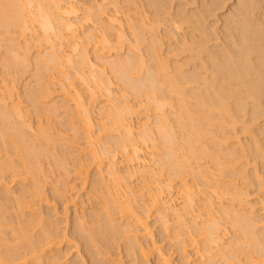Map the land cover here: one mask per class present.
Here are the masks:
<instances>
[{
	"label": "bare ground",
	"instance_id": "obj_1",
	"mask_svg": "<svg viewBox=\"0 0 264 264\" xmlns=\"http://www.w3.org/2000/svg\"><path fill=\"white\" fill-rule=\"evenodd\" d=\"M12 1H17V0H10L11 3H13ZM21 1L19 3H23L22 4L23 6L25 3V7H27L26 10L27 9L30 10L28 7L30 4H28V3H31L33 1L36 2L35 3V5L37 6V7L35 6L36 8L34 6L32 7L30 5L32 7V9L33 8L36 9V12L31 13V10H32L31 9L29 11V13L24 14L25 12H22V11L23 10L25 11V9L18 2H17L18 4H16L15 2L13 3V4H16V5H14L16 7H14L13 4L8 3V1H6V0H3L2 3L5 5H3V4L0 5V12H1L0 13V16H1L0 19H3L2 16L4 14V20L0 21V22H1V24L4 22L3 24H5V27H3L2 25L1 26L4 29L5 28L8 29V31L10 32L9 27L13 28L17 25L16 28H18V30H21L20 32L18 31L19 34H21L23 36L27 35L26 32H28L29 30L32 31L34 33V35L36 34L35 32H37L36 35H39L38 31H37L39 29H36L38 27L42 28L41 31L45 30L46 33L48 31H50L51 35L47 34L46 38L44 37V40L48 41V43L44 40L43 41L45 42V44L46 43L49 44V47L52 48V49L50 48L51 51L55 50V47L57 48V45L59 46L60 50L62 49L61 48L62 46L60 47V45H59V44H61V42H59L58 39L57 40L54 39L58 42L57 45H55L56 41L54 42V40H53V42H54L53 43L51 41L52 38H59L60 37V41H61V39L64 37V39H66V41L70 40L69 43L70 42L73 43L70 45V46H72L70 48L74 47L73 51L71 52V55L69 54L70 52L67 53L66 51H64V48L61 50V52H64V53H61L59 50V52H60L59 54L58 53H52V55H51V52H50V53H48L50 55H46V56H48V60L52 61L51 65L54 64L53 66L57 67L59 64L60 67H57V68H59L58 70H60L62 68L61 66L64 65L63 61L65 64L68 63V65H69V63H70L69 61L72 60L71 58H72V54H73L74 50L76 51V49L81 48L80 51L77 50V51H79L78 57L82 58L81 66H80L81 70L77 69V71L80 70L81 72L79 71L78 73L76 72L74 74L79 76V79H81V82L82 81L83 82H86V81L90 82V80L94 82L93 87H90L91 85H87L85 83V85L88 86V88H91V89L93 88V90L88 89L89 90L88 93L90 92L89 93L90 95H87L90 97V100H88V103L89 104H91V102L95 103L94 101L98 100V98L101 97L102 95H105L107 97V95H109L112 92L111 87H110V84H112V82H110L111 78L110 77L108 78L109 75H107V71L105 69L106 68L105 66H107V65H105V64L107 61V64L109 66V61H110V65H111V61L113 59V57H111V59H109L108 51L110 52V49H112V47L119 50V51L122 50L121 47L123 48V41L125 42L127 40V39L125 40V38L127 37L126 35L128 33V32L126 33V31H125L126 28H125V25L123 24L124 22H122V20H120L121 19L120 17H122V16L120 15V17H119V15L116 14V11L118 9L115 12L112 10L113 13H115V14H110L105 9V7H104V9L102 7L100 8V6L97 4H96L97 7H95V6L92 7L95 4L94 3L91 6L92 1H91V3L89 2L90 5L89 4L86 5L83 2V5L85 4L86 6H90L89 9L87 7L86 11L88 13L86 15L83 12L84 13L83 16L85 18L83 16H81V18L83 17V21L93 20L96 25L98 24L103 29V31L101 29V34H98V35H93L94 32L91 33L90 30L92 28L89 30L90 35L92 34V36H93L92 39L95 40L93 50L95 49L97 51V53H96L97 58H100V57L104 58L106 53H108V55L106 56V59L108 57L109 61H108V59L105 61V58H104L105 63L103 62L102 64H100V62H102V61H100L101 58L95 61V62L100 61L99 62L100 65H97L98 63L95 64V62H93L91 60L93 63L92 65L94 67L96 65V67L99 68V72H100V69L102 72L106 71L105 75L107 77L102 75V80H103L102 81L100 79L101 76L97 75L99 78H96V75L93 74L95 72V68H94V71H93V69H91V70L89 69V71H91V73L89 72L90 74L84 73L85 71L84 72L82 71L84 69V68H82V66L84 67V65H83L84 63L89 61L88 62L89 65H88V63H87V65L90 66V64H91L90 63L91 58L88 55L91 51L88 52L87 49L89 47L87 48V46L90 45L89 39H91L92 36L90 37V35H89L88 40H87V43H89V44L87 46H86V44H87L86 42H84L85 44L82 43L85 40H83L81 37H79V34L77 37V38H79L78 39L79 41L75 37H72V36H77V33L79 31L78 30L76 32V30L74 29V32H72V26L73 27L75 25L77 26V23H79L80 21L79 22H75V21L73 22V20L77 17L74 16L75 17L74 18V17L70 16V14L72 15V13H73V15L75 13H77V9H78L77 4H79V3H76V2H79L78 0H31L30 2H29V0H26V2H28L27 3L28 6H26V2L24 0H21ZM100 1H102V0H100ZM116 1L118 2L120 0H116ZM116 1H114V2H116ZM170 1L171 0H159V1L155 0V2H154L153 0H148L147 1L148 4L145 3L144 5H142L141 3H144L146 1L141 2L139 0L141 7L146 6V5L149 6V5L153 4V6H155V8H157V7L159 8V9H155V10H158L157 13L153 12L156 18L155 17L151 18V24L148 23L150 21H147L146 19H144V20H146L144 22V25H140L137 23L136 24L133 23V25H132L131 24L132 22L130 23L131 28H132V32L134 33L135 38L133 41H131V40H129V41H130V43L133 42L135 47H137L136 46L137 44L146 42V39H147L146 35L150 34L148 36V41L146 42L147 43L146 51H147V54L150 55L149 57H150V60L152 63L151 62L146 63V60H144L143 56H141L142 55L141 54L142 49H139L140 56L137 55L138 54L137 52H136V55H137L136 56L135 53L133 52L134 50L133 51L131 50V47H129L131 50L130 52L133 54H131L130 52L127 53L126 52L127 50H126L124 52L125 54L127 53L126 56L124 54L123 55L124 57H121L120 54L118 53L120 57H118V55H117L118 59L116 58L117 60L114 63L115 68L118 69L117 71L119 73L118 74L119 76L117 77V74H116V77L119 78V82L121 81L124 84L123 89H125V92H123V94H122V91H121V94L119 92L120 96L123 98V99L121 98L122 100L120 102L114 103L118 100H116L113 97V99H112L113 104L111 102H109V104L105 105L106 110H105V115H103V117L105 116L106 118L104 117L105 120L103 121L101 128H102V130L104 129V130L109 131V133L111 135V139H112V136H114V133L116 135V132H117V134L119 133V137L115 136L112 140L110 139L111 140L110 142L107 141L108 145H105V146H109V149L107 148L108 150L106 149V151H105L104 150L105 146H103L104 152L102 151V153L99 152L100 154H97L94 151L95 153L94 152H92V153L95 154L94 155L95 159L98 160L99 162L100 161L103 162L104 160L110 161L109 162L110 165H108V167H110L109 175L113 174L115 177V179H113V182H114V180H116L115 183H117V184L114 183V186H113V188L115 187L117 190L114 189L115 193L110 195L111 197H113L110 199L115 200V204L116 203H122V201H117L116 198L120 197L117 195L118 191H119V195H120V191H121V189H123V191H121V192H123V193H121L122 194L121 198H123L125 196L124 199H126V200L124 201V199H122L125 202V204H123V205L121 204V210H120V204H117L119 206V209L117 208V210L119 212L121 211V213L123 212L122 214L127 213L126 216L128 215L127 216L128 218L131 216L132 222H131V220H129L130 222L129 221L127 222V220H125L128 223V224L126 223L127 226L125 227L124 226L125 224L123 225V224H121V222H119L120 219H119V221L116 219L121 225L124 226V228H123V226L122 227L117 226L118 222L116 223V220H114V218H118V217H112L113 211L108 212L107 209H110V208L105 207L104 213H106L107 215H105L106 218H102L105 221V224H104L105 226L102 225V223H100L101 225L98 224L99 226H97V227L101 226V228L100 229L98 228L99 232L98 231L97 232L99 233V236H100V234L102 235V236H100L101 240L102 239L104 240L105 238L107 239L108 234L111 235V237L113 239H114V237L119 236L121 239H123L122 241H125L126 240L125 238L129 237L130 239L128 238L129 239L128 244H125V246L128 245L127 248L129 250H127V248H126V250L128 252L130 251L129 254H131V256H134V258H133L134 260L137 258L140 259L142 261L141 264H222V263H225V264H246L247 263V264H249V262H250V264H256V262H258V264H259L260 260H257V259L261 258V257H259L260 254H262L261 256L264 255L263 254L264 253V225H261L262 222H264V221H263V218H261V217L258 218V216H260V214L255 215L257 212L255 210H252L255 208V206L252 204L253 202L251 203V201H250V197H253V196L249 193V191H250L249 189L252 190V184L251 183H253L254 185L257 184L255 187L253 185V188L256 189V187L258 186V188H257L258 191L255 189H254V191L252 190V192L253 193L255 192V194H256L257 192H260V189H261L260 193H262L263 187H264V177H263L264 175L260 176V174L261 175L263 174L260 172L264 171V0H182V1L177 0L178 2L181 1V3L176 4V3H178V2H176L175 3L176 5H174V7H173V11H169V8H170V10H172V7H169L170 5H172V4H169V3H171ZM4 2H7V3H4ZM129 2H131L130 4L128 3V5L130 7L131 4H134L136 1L130 0ZM139 2L137 4H139ZM87 3H88V1H87ZM154 3H156V5ZM167 3L169 4V6L167 5ZM6 4H8L7 6L9 8V11L7 9ZM102 4H103V2H102ZM102 4H101V6H102ZM137 4H136V6H137ZM3 6H5V7H3ZM10 6H13L14 9H13V7H12V9H10L11 8ZM79 7H81V6L79 5ZM121 7H122V9H125V8H123V6H121ZM130 9H132V8H130ZM145 9H146V14L145 13L143 14V18L149 17L148 20H150V17H152L154 15H153V13H150L151 12L150 9L149 10H147V8H145ZM160 9H161L162 13H166V14H164V16L166 15L165 17L164 16L162 17L163 14L161 12H160L161 14H159ZM33 10H32V12H33ZM82 10H80V11L82 12ZM119 11L121 12L123 10H119ZM129 11H127L128 12L127 15H131V17H132V14H130ZM152 11H154V9ZM147 13L151 14L152 16H150V15L148 16ZM124 14H126V13H124ZM68 15L72 18V20L70 19V21H69V19L67 18ZM78 15H82V14H78ZM135 16H137V18H138L139 17L138 13H136ZM212 16L214 17V19L213 18L209 19ZM65 18L67 20H65ZM122 19H124V18H122ZM135 20L137 21V19H135ZM80 23L78 25H80ZM114 23H117V25H115ZM145 23H148V24H145ZM160 23H164L165 27L161 26ZM58 24H60L59 26H62V28L68 30L67 32H69L71 29V32H70L71 35H69V36H71L72 39L65 37V35L67 33L66 32L62 33L63 29L61 27L58 28L57 27ZM130 24L127 26H130ZM148 25H149V28L146 29V26L148 27ZM19 27H20V29H19ZM89 27H90V25H89ZM60 28L62 31L61 33H60V31L59 32L57 31V29L60 30ZM94 28H96V30L98 29L97 27H94ZM113 28H115V29L117 28L116 29L117 39L115 37L114 38L115 40L112 39V37H111V36H113L112 35ZM6 29H5V31H6ZM93 29H92V31H94ZM81 30H82V28H81ZM8 31H6L7 35H5L6 40H7L9 35L13 34V33L8 34ZM6 32H5V34H6ZM11 32H12V29H11ZM16 32H14L15 36L18 35V34H16ZM32 32H30V33L32 34ZM42 32H44V31H42ZM0 33H2V32L0 31ZM39 33H40V31H39ZM133 33H132V35H133ZM86 34H89V32L84 33V35H86ZM21 35H18V38H17L18 40H19V37H21ZM44 35H46V34H44ZM12 36H14V35H12ZM15 36L12 39H15ZM67 37H68V35H67ZM5 38H4V40H5ZM9 38H11V37H9ZM38 38L41 42V40H42V39H40L41 36L40 37L38 36ZM64 39H62V41ZM2 40H3V37H2ZM9 40H11V39H9ZM80 40H82V41L80 42ZM15 41H17V40H15ZM24 41H25V39H24ZM43 41L41 43H43ZM66 41H63V42L66 43ZM211 41H212V43L210 45L209 43ZM12 42H10L11 45H12ZM21 42L23 43V40ZM113 42H115V43H113ZM15 43L19 44V41L15 42ZM24 43H26L25 45L28 48V46L30 45V42L28 41V42H24ZM36 43H37V40H36ZM69 43H67V44H69ZM16 44H15V46H16ZM50 44H51V46H50ZM80 44H83L86 47H84V46L81 47L82 45H80ZM44 45H42V46H44ZM64 45L65 44H63V46ZM166 45H167V47L165 49ZM10 46H8V47H10ZM24 46L21 49V51L26 47V46L25 47ZM42 46H41V48H42ZM16 47H18L17 51L19 53V46L17 45ZM45 47H46V45H45ZM135 47L133 46V49H135ZM12 48H13L12 51L16 50V49H14L15 48L14 45ZM41 48H40V51H41ZM44 48H42L43 49V56L45 55L44 52L47 54V52H46L47 48H45V51H44ZM59 48H57V51ZM85 48H87V49H85ZM126 48L128 49V47H125V49ZM137 48H139V46ZM50 49L48 51H50ZM163 49L165 51H163V53H162L161 51ZM27 50L29 52V49H27ZM8 51L9 50L7 49V52ZM21 51H20V53H21ZM57 51L55 50L54 52H57ZM143 51H144V49H143ZM18 53L15 52L14 55L18 54ZM22 53H23V51H22ZM24 53L27 56V52H25V49H24ZM8 55H10V54H8ZM25 55H23V54L21 55V58H20L21 63H19L17 58L20 56V54H19V56L16 55V57H17L16 59L11 54L10 55V63L11 64H7L9 62V61H7V63H3V66H5V64H6V67H7V65L9 66V65L14 64L15 68H16V67H18V66H16V64L18 65V63H19V65L20 64L22 65L25 62L27 63L26 59L30 55H29V53H28L29 56L26 57ZM73 55L76 56L77 54H73ZM98 55L100 57H98ZM46 56H44L43 58H45ZM75 56H73V57H75ZM146 56L144 54L145 59L146 58L148 59V56L147 57ZM171 56H174V57L177 56L178 57L177 59L173 60V62L175 61V63H173V64H169V62H171L169 60V58ZM11 57H12V59H11ZM25 57H26V59H25ZM49 57H50V59H49ZM78 57L76 56V58H78ZM179 57H181V58L179 59ZM6 58H9V57L7 56ZM6 58H5V60H6ZM40 58H42L41 55H40ZM27 60L30 61V59H27ZM35 60H36L35 64L39 65L38 69L36 67L35 68L40 73H41V71H40L41 68H42L41 69L42 72L46 71V70H43L45 68L44 63L41 64V63L37 62V61L42 62L41 61L42 59L39 60V57H38V58H35ZM46 60L47 59H45V61ZM73 60H74V58H73ZM73 60L71 61V63H73ZM82 62H83V64H82ZM48 63H50V62H48ZM55 63H57L56 66H55ZM45 64H47V63H45ZM145 64H146V67H145ZM147 64H149V65H147ZM41 65L42 66L44 65V66L42 67ZM70 65H74V64H70ZM70 65H69V67H70ZM92 65H91V68H93ZM101 65H103V66L105 65L104 68ZM47 66L50 67V65H48V64H47ZM86 66H85V68H86ZM88 66H87V68H88ZM49 67H47V68H49ZM63 67H65V66H63ZM112 67L113 66H111V68ZM50 68L53 69L52 66ZM57 68H55V69L57 70ZM65 68H67V65ZM77 68H79V67H77ZM87 68H86V70H88ZM109 68L110 67H108V69ZM115 68L113 67L112 69L115 70ZM8 69H10V68H8ZM18 69L20 70L19 67H18ZM52 69H48V71H50V70L53 71L54 69L53 70ZM145 69H146V71H145ZM11 70H14V69H11ZM19 70H17V71H19ZM21 70H23V69H21ZM21 70H20V72H21ZM36 71H35V73H36ZM60 71H62V69ZM10 72H12V71H10ZM39 72H38V74H39ZM63 72H64V70H63ZM71 72H73V71H71ZM74 72H75V70H74ZM46 73H47V71H46ZM46 73H44V75ZM51 73H53V72H51ZM60 73L61 72H59V74H57V75H60ZM66 73H69V72L66 71ZM14 74H17V73L14 72ZM41 74L43 75V73H41ZM65 74H63V76ZM85 74H87L88 76ZM101 74L102 73L100 72V75ZM57 75L50 77V74H49V77H50V78H48L49 81H50V79L51 80L58 79L59 76H57ZM38 76H40V75H38ZM103 76H104V79H103ZM46 77H47V75H46ZM46 77H45V79H46ZM67 77H68V74H67ZM67 77L65 76L64 78H67ZM69 77L71 79V77H73V76H69ZM75 77L76 76H74V78H72V79H74V81H75ZM106 78L108 80L110 79V81H107ZM4 80L7 81L6 79H3V81ZM37 80H41V79L37 78ZM58 80L60 81V79H58ZM49 81H48V85H49ZM70 81H71V83L69 82V85H68L69 88L67 90H64L63 93L67 91L68 94H70L72 97H74L75 105H76V106L74 105V107H76L77 110H76V113L73 110L70 111V113H69L70 116L68 117L67 112L70 109H66V110H68L66 112L67 117H65L64 120L69 118L70 121H69V119L66 121H68V125L70 123L71 125H69V126H73L72 128L74 129V127H76L75 125L79 124V123H75L77 117L73 116V112L75 114L83 117V118L81 117L83 123L85 124V126H83V130H84L83 133H86V134H84L86 137L85 138L83 137V139L84 140L87 139V143H88L87 145L91 147V151H92V149H95V146H94V144L96 143L95 141L98 140L97 135H93L94 132H93V134L91 133V130L93 129L92 127L94 125L91 121V118H93V117L90 116V112H92L93 109H91L92 111H90V108H92V107L89 108L88 103H86L87 100L83 98L85 96V94L83 96V94L81 93L82 91H80L81 89L78 90V87H76L74 81L73 82H72V80H70ZM7 82H3V83H5V85H7V87H5L4 84L1 85V87L3 86V88H6L3 90V92H5V91L10 92V93H8L9 97H10V94L12 95L11 90L14 88L12 85L11 86L12 89H11V87H9L10 84L8 85ZM38 82L39 81H37V83ZM62 82H58V83H62ZM104 82H108V83L104 84ZM41 83H42V81H41ZM45 83L47 84V82H45ZM50 83L52 85L54 84V83H52V81ZM64 83H65V81L62 84H64ZM38 84H40V82ZM55 84H57V83H55ZM65 86L63 85V87L66 89L67 86L66 87ZM120 86L121 85L119 84V88H120ZM43 87L45 88V85L44 86L42 85V88ZM7 88H9V89H7ZM44 88H43V90L45 92L39 91V92H42V94L40 93L42 96V99H46V98L48 99V97L51 94H53V95L55 94L54 93L56 91L55 89L50 88L51 90L49 91V90H47V88H45V89ZM120 89H122V88H120ZM8 90H10V91H8ZM46 90H47V92H46ZM53 90H55V91L53 92ZM130 90L136 91V92H133L135 94H138L137 92H139L140 95L142 94V96L145 97V101H143L141 99L143 101L144 105H141L142 101L140 102L139 106H136L138 104H135V103L133 104L134 101H131V99H130V97L132 98V96L129 95L130 94L129 92H132ZM32 91H35V89H33ZM51 91H52V93H51ZM29 92L31 93V90H29ZM39 92L37 94H39ZM43 92L46 94H44ZM34 94H36V93L34 92ZM34 94H32L33 95L32 99H34V102H36L35 99H37L39 97H38V95L36 96ZM68 94L66 93L65 95L67 96ZM119 94H117V95L119 96ZM1 96H0V122L3 124L2 125L3 130L1 131L2 132V136H1L2 141L0 142V179L2 178L1 180H3V178H5V177L9 178L10 175L8 176V174H11V176L14 178L13 180H15V181H17V179H18V181H20L19 178L21 179V184L18 185L19 183H17V185L20 186L19 188L21 189V190H19V188H18V190L21 192H20V194H18L19 191L16 190L15 193H17V191H18V193H17L18 195L16 194L15 196H18V197H16V199L14 198L15 202H16L15 203L16 206H14V207H17L19 209H18V211L15 209L13 211H17L18 214H15V215H17V217L19 216V218L20 217L24 218L25 212L22 214L21 211H23L24 209H28V208H30L28 210L32 211L33 210L32 207L36 206L35 205V200H36L35 198L37 196H39L38 199L41 198L43 196L42 192H44V187H43V185H41L42 183L39 182L41 178L38 176V179L40 178L39 181L36 180L37 178L34 179L35 177H33V176L35 173L33 174L32 170H31V172H32L33 176L31 177V179L32 178L33 179L32 180L30 179L31 181H33L30 183L32 185L30 186L29 184L26 183L27 175L28 174L30 175L29 169L34 170V166L40 160V159L38 160V158L43 157V155L42 156L40 155L41 152H43L42 150H44L45 152L48 151L47 150L48 147L46 148V146L45 147L42 146L43 147L42 148L39 145L37 147H41L42 149L41 148L36 149L37 148L36 144L40 143V141L35 143L33 141L34 138H32V137L37 138L35 135H37L38 131H39V134L41 131V132H43L42 135H44V131L49 130L47 132H51L52 129H51V126L47 123H44L45 128H44V126L40 127V125L39 126L37 125L38 126L37 127L35 125L36 129H38L37 133L33 134L34 136L31 135L32 132L35 131V129H33L31 126V129H33L34 131H31L30 133H29V130L28 131L24 130L26 128L25 122L28 118H26L25 117L26 115L21 112L22 106L20 107V110H19L20 105L19 104H18L19 106L16 105V103H18V102H15V103L13 102L14 103L13 105H16L15 109L13 108V105H12L13 110H11V111L12 112L14 111L13 112L14 115L12 112H10L11 113L10 114L8 112L10 110V108L9 107H8L9 109L5 108L6 105H8V104L5 105V102H7L6 99H7L8 95H6V99H5V95H3L2 97ZM34 96H36V98ZM41 96H40V98H41ZM52 97H49V98H52ZM68 97H69V95H68ZM110 97H108V98H110ZM188 97L189 98L193 97L195 99V101H193L194 103L193 102H190V103L187 102L189 100ZM193 98H190V100ZM4 99H5V102L3 101ZM114 99L116 101H114ZM133 100H134V98H133ZM2 101L4 103H2ZM60 101H61V99H60ZM89 101H91V102H89ZM38 102L40 103V99L38 100ZM59 102H57V104ZM61 102H60V104H61ZM55 103H54V105H56ZM3 104L5 105V106H3L4 110L2 109ZM66 105H65V107H66ZM93 105H91V106H93ZM59 106L60 105H58V107ZM61 106H64V103ZM69 106H70V104H69ZM167 106L169 108L173 107V109H175L174 113L177 115L176 116L177 121L176 120H173V121H176L177 122V123L175 122L176 124L171 122V120L169 119V117L167 115L168 113H166L167 112L166 111ZM16 107H18V108H16ZM35 107H36V105H35ZM6 109L8 111H6ZM54 109H55V107H54ZM71 109H73V108L71 107ZM49 110L51 111V109H49ZM100 111L101 110H99V112ZM144 111L148 112V114H146V112H144ZM150 111L155 112L154 115L156 114L155 115L156 120L154 119L155 123L153 122V124H155L154 126H151L153 124H150V125L148 124L149 121L147 120V117L151 116V115L149 116ZM7 112H8V114H7ZM142 112H144L146 115L144 116L143 115L144 113H142ZM169 113H171V111ZM174 113H172V114H174ZM23 114L25 117L24 120H23V116H22ZM102 114H104V112H102ZM173 117H172V119H173ZM48 118L50 119V117H48ZM78 118H80V117H78ZM134 118L136 119V121H137V118L140 119L142 125L137 122L139 124V126H137L138 124L136 125L135 124L136 122L135 123L133 122ZM170 118H171V116H170ZM83 119H85V121ZM145 119L147 122L145 121ZM151 119H152V117H151ZM151 119H149V120H151ZM45 120H47V119H45ZM28 121H29V119H28ZM48 121L50 123V120H48ZM1 123H0V126H1ZM39 123H41V121ZM39 123H37V124H39ZM46 124L48 126H46ZM80 124H81V122H80ZM174 124L177 127H175ZM178 124H179V127L181 126L182 129H185L188 127L187 128L188 131L185 130V132H186V134H184L185 137H182V138H181V136L178 137V139H180V141L182 139L185 140L184 142L182 140V142L185 143L184 144L185 148H182V149H185V151L181 149L180 151H183V153H181V154L176 151V149H175L176 147H174V144L173 145L171 144L173 141L175 143L177 140L176 139V136H177L176 133H178L179 130L178 131H177V129L175 130L174 127L178 128ZM30 125H31V123H30ZM65 125H67V124H65ZM140 125L143 128H140ZM28 126H29V123H28ZM35 126H33V127H35ZM49 126H50V128L46 129V127H49ZM136 127L137 128L139 127L138 129H140L141 131L137 130L138 131L137 132L135 129ZM27 128H29V127H27ZM42 128H44V129H42ZM68 128H70V127H68ZM181 128H178V129H180V131H181ZM76 129H77V127H76ZM42 130H44V131H42ZM71 131H73V130H71ZM74 131H76V130H74ZM175 131H176V133H175ZM157 132H158V134L161 133L165 137L164 139L167 141V143L171 144V146H167L166 149L163 148L164 151L165 150L166 151L163 152V154H162L163 156L161 155L163 157V159L160 160V162H159V164L161 163L160 166L157 165L158 167H156V166L153 167V164L151 165V161L154 159L155 155L158 156V158H159V155H157V154H160L159 152L162 151V150L157 151L158 153L154 154L156 152V151H154V149L157 150L156 148H160V147H157L158 144L155 143V141L157 139L159 140V138H158L159 135L157 134ZM240 132H244L246 134V137L243 136L244 139L241 138L244 141V143L239 138L242 134V133L239 134ZM27 133L30 134L31 136H28ZM80 133H82V132H80ZM182 133H184V130H183V132L181 131L180 134H182ZM51 134L53 135V133H51ZM155 134L158 135V136L156 135L157 136L156 139L154 138ZM238 135H240V136H238ZM45 136L46 135H44V141L46 138H50V140H52V138H53V137H49L50 135L46 136V137ZM94 136L96 138H94ZM76 137H78V136H76ZM41 138L43 139V137H41ZM74 138H75V136H74ZM100 138L102 139V137H100ZM100 138H99V140H100ZM106 138H108V137H106ZM106 138H104V139H106ZM234 138L235 139L237 138L238 140L237 139L236 140L241 143L239 146V143L236 141L237 145L239 146L238 148H237V145H235L236 143L234 141H230L231 139L235 140ZM55 139H56L55 141H57V139H61V138H55ZM46 140L48 141L49 139H46ZM78 140H79V138H78ZM99 140L97 141V143L100 142ZM158 140H157V142H158ZM162 140H163V138H162ZM246 140H248V142L245 144ZM36 141H37V139H36ZM75 141H77L76 138H75ZM65 142H64V146H65ZM229 142H231V143H229ZM53 143H54V141L52 142L51 146L58 144L56 142L54 144ZM67 143L68 142H66V144ZM80 143L78 142V144H80ZM176 143H178V142H176ZM61 144H63V143H61ZM163 144H164V142H163ZM163 144H162V146H163ZM223 144H225V146ZM60 145H59V147H60ZM75 145H77L76 142H75ZM102 145H103V143H102ZM184 145L182 144L181 147H183ZM70 146H72V145H70ZM86 146H85V148L87 149L88 146L87 147ZM99 146H100V144H99ZM181 147H179V148H181ZM49 148H50V146H49ZM55 148H57V147H55ZM55 148H54V150H55ZM71 148H74V147H71ZM75 148H76V146H75ZM80 148H82V147H80ZM85 148H84V150H86ZM148 148H150L153 151L149 153ZM177 148H178V146H177ZM62 149H63V147H62ZM97 149H99V148H97ZM239 149H241V150L239 151ZM50 150H49V152L52 154L53 151H50ZM99 150H101V149H99ZM241 151H244V154H242V153L240 154ZM45 152H43L44 157H47L48 155L45 156V154L47 152L46 153ZM237 152L239 154H237ZM63 153H65V152H63ZM92 153H90V154H92ZM120 153L124 156V158H122L120 160V163L121 162H122V164H123V162L125 163V165L123 164L124 170H121L120 167H122V166H120V165H119L120 167L118 166V164H119L118 159H120L118 154H120ZM63 155H65V154H63ZM4 156H5V158H4ZM12 156H14V157L12 158ZM17 156H18V158H20L19 161L14 159V158L17 159ZM242 156H244V157L242 158ZM250 156L253 158L254 161L258 160L260 162L262 167L260 166V164H258V163H256V164L259 165L261 167V169H263V170H260L259 169L260 167L256 166V168H254V170H251V171H253V172H251L252 175L247 174V172L243 173V171H245L243 169L244 168L246 169V166H245L246 163H247V165H249L248 163H250V162L252 163V161H253V160H250ZM245 157H246V159H245ZM22 158H24L25 160ZM53 160H54V162H56L57 158H56V160H55V158ZM154 160L158 161L156 159H154ZM192 160L193 161L195 160L194 162H196L197 166L193 165L194 163H192L193 162ZM244 160H246V161L243 164ZM248 160H250V162ZM14 161L19 163L17 165L18 169L14 166V165H16V163H14ZM21 161H22V163H20ZM60 161H61V159H60ZM75 161H77V160H75ZM98 161H97V164H99ZM108 161H107V163H108ZM80 162L78 161V164H73L74 165L73 170L76 173L75 178L77 176L79 179L80 178L83 179L84 173L87 170V169L85 170V168L87 166H84V164H82V162L81 163ZM33 163L35 165H33ZM20 164L24 165V166L28 165L27 167H25L27 169L25 170L24 166H22V168L24 170L23 171L21 168H19L21 166ZM65 164H66V166H68L66 162H65ZM40 165L41 164L38 162L37 166H35V170H36L37 174H40V172H41L42 167ZM100 165L101 164H99L98 167ZM102 165H104V164H102ZM66 166L63 165L64 170L66 173H69V168H67ZM151 166L153 168H155V167L156 168L152 169ZM243 166H245V167H243ZM59 168L62 169V167H59ZM105 169H107V168H105ZM251 169H252V167H251ZM100 170L102 171V168ZM165 170H169L168 171L170 173L169 176L166 175V177H164V173H165L164 171ZM256 170H257V172H255ZM258 171L260 174L258 173ZM47 173L49 174L50 171ZM254 173H256V174L258 173L259 175L257 174V177H256L255 176L256 174H254ZM37 174H35V176ZM101 174H103V173H101ZM166 174H167V172H166ZM191 174L195 175L192 177L193 179H189L187 177ZM243 174H246V175L243 176ZM49 175H51V173ZM113 175H111V177ZM137 176H139V179H141L140 183L138 181L134 182L133 181L134 178L132 179V177L136 178ZM242 176L245 179H247V178L250 179L253 176V179H250L249 181L246 180V182L248 181V183L245 182L246 184L245 183L241 184V182H240L241 187L246 185V187H243L245 189L241 188L240 185L237 184V182L239 183V181H240V180L238 181V178L242 179V181L243 180L245 181V179L241 178ZM44 178H45V175H44ZM177 178L180 179V181H178ZM254 178H255V181H254ZM79 179H77V180H79ZM103 179H101V180H103ZM22 180H24V181H22ZM175 181H176V183H178L177 185H176ZM24 182L27 185H29L31 188L29 186H27ZM5 183H7V182H5ZM98 184H100V183H98ZM247 184H251L250 185L251 188H249V186ZM101 185H103V183H101ZM44 186H45V184H44ZM98 186H96V187H98ZM41 187L43 188L42 189L43 191L41 190ZM72 187H73V185H72ZM117 187L119 188V190ZM106 188H107V186H106ZM95 190H97L96 192L101 191L100 189H95ZM95 190L93 189L94 192H95ZM98 190H100V191H98ZM105 190L106 191L110 190V187L105 189ZM116 191H117V193H116ZM64 192H65V190L63 191V193ZM96 192L94 194H96ZM108 192H106V193H108ZM91 193H93V192H91ZM111 193H113V192H109L108 194H111ZM64 194H65V196H67L66 193H64ZM64 194H62V195H64ZM104 194H105V192H104ZM11 195H12V192H11ZM97 195H98V197L96 195H95V197L98 199L100 197V195L99 194H97ZM8 196H10V195H8ZM4 197L5 196H3V198ZM114 197H115V199H114ZM258 197L259 196H257L256 198H258ZM263 197H264V195L261 198H263ZM102 198H100V199H102ZM106 198H107V196H105V200H106ZM217 198L220 200H218ZM225 198H228V201ZM256 198H255V200H257L258 202H259V200H261L260 198H258V199H256ZM6 199H9L8 201L12 202L13 197L12 198L6 197ZM138 199H139V202H138ZM92 200H94V199H92ZM74 201L76 202V200H74ZM111 201H110V203H111ZM263 201H264V198H263ZM4 202H5V200L3 199V203L2 202L1 203L4 205L5 204ZM98 202H100V201H98ZM105 202H107V201H104V203L103 202L100 203L101 205L103 204L101 210H103ZM108 202H107L106 206L112 205V204H108ZM136 202L137 203L141 202V204L137 206V204H135ZM1 203H0V205L2 207H4ZM7 203L8 202H6V204ZM64 203H66V202L64 201ZM112 203H113V207H115L116 205H114V202H112ZM262 203L263 202H261L260 204H262ZM8 204L5 206H8ZM67 204H66V206H67ZM98 204H97V206H98ZM11 206L12 205H9L8 208H10ZM263 207L264 206H262V208ZM152 208H156V209H158V211L160 213H162V214H159V216H161V215L162 216L160 218L159 217L158 218H159V220L161 219V221L163 223V225L161 227H163L164 230L166 231L165 235L168 234L167 233V231H168L167 229H169L168 226L170 225V223H172L170 221L172 219H174V218H170L171 216H168L169 212L171 211V212L176 214V218L173 221L178 223V225H177L178 227L176 228L177 230L174 229L176 231L172 234V236L176 240H178V243L181 244V246H179V248L181 247L180 249L176 248V250L179 251L178 253H181V254H179V255H181L180 257H179V255L176 256L177 257L176 259H178V258L180 259V260L178 259L179 261L177 260V262L175 261V259L172 256V254H173V253H171L173 251L172 248H171V251H169V250L166 251L165 248L163 247L164 245L161 246L160 245L161 243L159 244L158 243L159 241H156V239H154L152 236V230H151L152 228L150 225L151 222L149 224V221H148L149 216L147 214H145V213H147V211L149 209H150L149 210V212H150ZM257 208H259V207H257ZM257 208H256V210H257ZM34 209H35V207H34ZM97 209L100 213L101 210H99L98 207H97ZM1 210L4 211L5 209L3 210L1 208ZM110 210H112V209H110ZM7 211H8V209H7ZM37 211H34L33 213L35 214ZM253 211H255V213ZM19 212H21V213H19ZM101 212H103V211H101ZM156 212H157V210H156ZM263 212H264V210H263ZM30 213H28V215ZM114 214L113 215L116 216V212ZM22 215H24V216H22ZM28 215L25 216L26 219L21 218L22 220H20L19 218L16 220L17 217L13 216L16 220V221L15 220L14 221L19 222V224L16 223L17 225L16 224L15 225H9L10 227L13 226V227H11L12 229H9V226H4L6 228H3V226H2L3 224H5V225L9 224V221L11 218L9 219V221L8 220L6 221V219L4 220L0 216L1 217V220H0V264H24L25 262H27V260L30 259L28 255H30V257L33 256L37 260V261L35 260L37 262L35 264H43L45 262H43L44 261L43 259L40 260L41 257L43 256L41 252H43L45 250L46 246L48 247L51 244H53V242H54V244H56L55 241L52 239L53 234H51L52 233L51 231H49V232H48V230L42 231L43 230L42 229L41 230L42 232L37 233L36 235H34L32 233V231L34 229L33 227L36 225H34V222L32 220L33 214L31 216L29 215L32 219L29 218ZM33 216H37V213ZM95 216H97V215H95ZM105 216H103V217H105ZM120 216H123V215L120 214ZM37 218L36 219L34 218V220H37ZM41 218H42V216H41ZM83 218H84V216H83ZM98 218H99V216H98ZM228 218L231 219L230 221L235 225L234 228H237V231H238L237 235H233L235 238H233V236L231 235L233 240L231 238L232 241H230L229 243L227 242V241H229V240H227L228 238L226 239V232L227 233L229 232L228 227H231V226H227L226 232L223 229L225 227L224 224H226L227 222H230L229 220H227ZM260 218L262 221H261V224L258 225V223L260 222V220H259ZM124 219H127V218H124ZM2 220H4V221L2 222ZM77 220H78V218H77ZM233 220H234V222H233ZM81 221H82V219H81ZM86 222L87 221H85V224H86ZM92 222H93V220H92ZM14 223L12 221V224H14ZM79 223L81 224V222H79ZM90 223H91V221H90ZM176 223H175V226H176ZM227 225H229V223ZM234 225H232V226H234ZM14 226H17V227H14ZM49 226H50V224H49ZM83 226H85V225H83ZM47 227H48V225H47ZM57 227L58 226L55 225V229ZM185 227H188L191 229L193 227L197 228L196 229L197 232L200 233L198 235L200 236V238L201 237L202 238L197 239V238L193 237V234H194V232L196 233V230L194 231L193 230L194 228L192 230H188V228H185ZM7 228L12 232V238L15 236L17 238L16 241L20 240L18 244H16V245L14 244V246L12 243H10V245H9V243L5 244V242H7L8 238H9L8 233H10V231H8ZM31 228H32V231H31ZM48 228H51V227H48ZM4 229H5L6 233L8 231L7 237H6V234L4 233ZM44 229H47V228H44ZM78 229H80V228H78ZM86 229H88V227ZM86 229L84 230V228H83L84 231H87ZM186 229L188 230V232L191 231L190 234L192 236H190L189 233L186 232L187 231ZM164 230H162V232H164ZM170 231H171V229H170ZM192 231H193V234H192ZM237 231H234V232H237ZM37 232H38V230H37ZM55 232L57 233V234L55 233L56 236H58V232L56 230H55ZM89 232H90V230H89ZM92 232H94L93 229H92ZM97 232L95 230L94 234ZM13 233H14V236H13ZM127 234L129 236L124 238L123 235H127ZM96 235H95V237L97 239L98 236H96ZM169 235H170V232H169ZM172 236H170V237H172ZM92 237L94 238V236H91V238ZM102 237H105V238H102ZM53 238H55V236ZM88 238H89V236H88ZM141 238H144L145 241H141L140 240ZM85 239H87V238H85ZM96 239L94 238L93 240H96ZM98 239H99V237H98ZM166 239H168V238H166ZM4 240H5V242L3 243ZM198 240L202 241L203 245H202V247H200V249L201 248H203V249L201 252L199 251V249H198V251L195 249L196 250L195 252H197L198 254L200 252V254L199 255L197 254L199 256V259L197 258V260H194L195 259L193 256L194 254L192 253L193 255H191V253L189 252V248H190V246L192 248L193 247L196 248V243ZM110 241H112V240H110ZM9 242H12L10 240V238H9ZM126 242H127V240H126ZM59 243H61V242L59 241ZM94 243H97V242L94 241ZM102 243H100V244H102ZM199 243H197V244H199ZM4 244L7 245V247H5ZM11 244H12V247H11ZM225 245L229 246L228 249H230V250H227L228 252L224 251V249L226 250V248H227V246H225ZM53 246H55V245H53ZM57 246H58V244H57ZM95 246H97V245H95ZM59 247H60V245H59ZM220 247H222V248L226 247L224 249L221 248V252L224 251L227 254V255H225V253L223 252L224 256H222L223 254L221 255L222 259L223 258L225 259V260H223L224 262H222L218 259V255L220 253ZM245 247H247V248H245ZM217 248H219V249H217ZM243 248H245L246 252H245V250L244 251L242 250ZM19 249H24V251L19 252ZM110 249H111V247H110ZM108 250L109 249L107 247V251ZM176 250H175V252H177ZM250 250H251V252L253 251V253L249 254ZM254 250H256L258 252L257 258L254 257V255H253V254H255L254 252H256ZM20 251H22V250H20ZM39 251H41V252H39ZM38 252L41 253L42 256H40V254L38 255ZM65 252H63V253H65ZM191 252H194V251H191ZM202 252H204V253H202ZM106 253H103V254L108 255ZM108 253H110V252L108 251ZM20 254H22V256H17ZM53 254H55V253H53ZM65 254H67V253H65ZM240 254H243V255H240ZM95 255H94V257H95ZM255 255H257V254H255ZM49 256H51V255H49ZM56 256H57V254H55V260H53L54 263H53L52 259H50L52 261V262L50 261L51 263L58 264L59 259L57 260ZM221 256H220V259H221ZM241 256L246 257V259L241 258ZM33 257H31V258L33 259ZM92 257H90V258L93 259ZM174 257H175V255H174ZM195 257H196V253H195ZM44 258H45V256H44ZM49 258H51V257H49ZM107 258H109V257H107ZM112 258H111V260L109 259L112 264H120L118 260L115 261L113 259L115 261V262H113ZM53 259H54V257H53ZM253 259L256 262H254ZM65 260H67V259H65ZM103 260H105V259H103ZM121 260L122 259L120 257V261ZM244 260L245 261L250 260V261L245 263ZM55 261H56V263H55ZM62 261H60L61 264H62ZM95 261H97V259ZM98 261H99V259H98ZM107 261L108 260H106L105 262H107ZM60 262H59V264H60ZM84 262L86 263L85 260H84ZM122 262H123V260H122ZM33 264H34V262H33ZM63 264H65V263L63 262ZM66 264H68V263H66ZM72 264H74V263H72ZM93 264H96V263H93ZM104 264H106V263H104ZM131 264H133V263H131ZM260 264H264V258H263V262H261Z\"/></svg>",
	"mask_w": 264,
	"mask_h": 264
},
{
	"label": "rangeland",
	"instance_id": "obj_2",
	"mask_svg": "<svg viewBox=\"0 0 264 264\" xmlns=\"http://www.w3.org/2000/svg\"><path fill=\"white\" fill-rule=\"evenodd\" d=\"M3 1V0H2ZM2 1L0 0V5H2L3 3H2ZM6 1H8V3H11L10 2V0H6ZM19 0H17V1H12L13 3L15 2L16 4H18L19 2H18ZM25 2H26V0H24ZM31 0H29V2H30ZM79 2H76V3H79V4H77L78 5V9H77V13L78 14H82V15H78L77 13H75L74 15H73V13H72V15L70 14V16L71 17H79L78 19L77 18H75L74 20H73V22L75 21V22H79L80 23V25H78L79 23H77V26L75 25L74 27L72 26V32H74V29L76 30V32L78 31V33H77V36H72V37H75L77 40L79 39V38H77L78 37V34H79V37H81L83 40H85V41H83L82 43H84V42H86L87 43V40H88V37H89V35H90V31H91V33H93V35H98V34H101V26H99L98 24L96 25L95 23H94V21L93 20H86V21H83V14L85 13V15L88 13L86 10H87V7H88V9H89V7L90 6H86V5H88L89 4V2L91 3V1H92V4H91V6L92 7H97V5H99L100 6V8L102 7L103 9H104V7H105V9L110 13V14H115V13H113V11L115 12L117 9V11H116V14L117 15H119V17H120V15L122 16V17H120L121 19L120 20H122V22H124L123 24L125 25V28H126V33H127V37L125 38V40L127 41H123V48L121 47V49L122 50H117V49H115V48H113L112 47V49H110V52L108 51V53H109V55H108V53H106V55H105V61L108 59V57H109V59H111V57H113V59H112V61H111V65H110V61H109V59H108V61H109V66H108V64H107V61H106V64L105 65H107V66H105L106 68V71H107V75H109L108 76V78L110 77L111 78V81H110V79L108 80L107 78V81H110V82H112V84H110V87H111V93L109 94V95H107V97L105 96V95H102L101 97H99L98 98V100H95L94 102L95 103H92L91 101H89V102H91V104H89L88 103V100H90V97L89 96H87V95H90L89 93H88V89H90V90H93V88L91 89V88H88V86H86L85 85V83L87 84V85H91L90 87H93V84H94V82L93 81H91L90 80V82H88V81H86V82H81V79H79V76L78 75H76V74H74V73H78L80 70H81V68H80V66H81V60H82V58H80V57H78V53H79V51H80V49L81 48H79V49H76V51L74 50V52H73V54H77L76 56L78 57V58H76V56L75 55H73L72 54V60H73V58H74V60H73V63H71V61L72 60H70L69 62V65L70 64H74V65H70V67H69V65H68V61L66 62L67 64H65L64 63V61H63V66H65L66 67V65H67V68H65V67H63V66H61L62 68V71H60V70H58L59 68H57V67H60L59 66V64H58V66L57 67H54L53 65H51V62L52 61H49L48 60V56H46V55H50V54H48V53H50L51 52V55H52V53H60L61 52V50L64 48V51H66L67 53L68 52H70L69 54L71 55V52L73 51V48H70V47H72V46H70L71 44H73V43H69V41L70 40H67L66 41V39H64V37L62 38V39H64L63 41H66V43H64L63 41H62V39H61V41H60V37L59 38H52V42H53V40L54 39H58V41L59 42H61V44L63 43V44H65L64 46H63V44L61 45V44H59L60 45V47L62 48L61 50H60V48H59V46L57 45V41L56 40H54V42L56 41V44L55 45H57V48H59L58 49V51H57V48L55 47V50L57 51V52H54L55 50H52L51 51V47H49V44H47L48 43V41H46V40H44V37L46 38V36H47V34H50L51 35V33H50V31H48L47 33H46V31L45 30H42V31H44V32H42L41 31V29L42 28H36V29H39V30H37L38 31V34L39 35H36L37 34V32H35L36 34L34 35V33L32 32V31H28V32H26V34L27 35H21V34H19V32L21 31V30H18V28H16V26L15 27H13V28H10L9 27V29H10V32L8 31V29H6V31H8V34H11V33H13V34H11V35H9L8 36V38H7V40H6V36L5 35H7V32L5 31V29L3 28V27H5V24H1V22H0V31L2 32V33H0V96L2 95H5V99H6V95H8V97H7V99H6V101L7 102H5V99L3 100L4 102H5V105L6 104H8V105H6V107L5 108H7V109H9L10 108V110L8 111L7 109H6V111H8L9 113L10 112H12L11 110H13V108L15 109V106L16 105H18L19 106V110H20V107L22 106V109H21V112L22 113H24L26 116V118H28L29 119V121H28V119L26 120V128L24 129V130H26V131H28L29 130V133L31 132V131H34L33 129H35V131L34 132H32V134L31 135H33V134H35V133H37V130L38 129H36V126L38 125H40V127H43L45 124L44 123H47V124H49L50 126H51V129H52V131L51 132H47V131H49V130H47V131H44V130H42V131H44V135H46V136H49V137H53L52 138V140L54 141V143L56 142V143H58V144H56V145H53V146H51L52 145V140H50V138H46V139H49L48 141L45 139V141H44V135H42L43 134V132H41L40 131V134H39V131H38V133H37V135H35L37 138H35V137H32V138H34V142L35 143H37V142H39L40 141V143H38V144H36V147L37 146H46V148H47V150L48 151H44V150H42L43 152H45L46 154H45V156H47V157H44V154H43V152H41V156L43 155V157H41V158H38V162L41 164L40 166L42 167V169H41V172H40V174H37L36 173V170H35V166H37V164H38V162L36 163V165L33 163V165H35L34 166V170L33 169H29L30 170V175L28 176L27 175V181H26V183L27 184H29L30 186L32 185V184H30L31 182H33V181H31L32 179H31V177L33 176L32 175V172H31V170L33 171V174L35 173V174H37L36 176H35V174H34V176L33 177H35L34 179H36V180H38L39 181V179H40V181L39 182H41L42 184L41 185H43V187H44V192H42V197L41 198H39L38 199V197L39 196H37L35 199V205L36 206H33L32 208H33V210L32 211H30V210H28V209H30V208H28V209H24L23 211H21L22 212V214L24 213V215L25 216H27L28 215V213H30L29 215L31 216L32 214L33 215H35L36 213H37V216H33L32 215V218L29 216V218H31L32 220H33V222H34V225H36V226H34L33 228V231H32V228H31V231H32V233L34 234V235H36L37 233H40V232H42V231H45V230H48V232L49 231H51L52 233L51 234H53L52 235V239L55 241V243L56 244H54V242H53V244H51L50 246H46V248H45V250L43 251V252H41V251H39V252H41L42 253V255H41V253H39L38 252V255L40 254V256H42L41 257V259L40 260H44L43 262H45V263H43V264H53L54 263V261L53 260H55V254H57V256H56V259L58 260V264H59V262L60 261H62V264H63V262L66 264V263H70V264H72V263H74V264H93V263H96V264H104V263H108V264H110L111 262H110V260H111V258H112V260L114 259L115 261H119V263L120 264H131V263H133V264H141V260L140 259H133L134 258V256H131V254H129L130 253V251L128 252L127 250H129L128 248H127V246L128 245H126L125 246V244H128V240L130 239L129 237H127V236H129L128 234L127 235H123L124 236V238L125 237H127V238H125L126 240H127V242H126V240L125 241H122L123 239H121L119 236H117V237H114V239L111 237V235H107V239L105 238V237H102V238H105L104 240L102 239H100L101 237L100 236H102L101 234H100V236H99V229L101 228V226L100 227H97V226H99V225H101L100 223H102V225H104L105 224V221H104V219H102V218H106V216L105 215H107L106 213H104V209H105V207L106 208H110V209H112V210H110V209H107V211L108 212H111V211H113V214L116 212V216H114L113 214H112V217H118V218H114V220H118L119 221V219H120V221L119 222H121V224H125L124 226L126 227L127 225H126V223L129 221V220H131V222H132V217L130 218H128L127 216H126V214H122L121 213V211L119 212L118 210H117V208L119 209V206L117 205V204H120V210H121V204L123 205V204H125V200L126 199H124V197L123 198H121L122 196V194L121 193H123V192H121V191H123V189H121V191H120V195H119V191H118V196H120L119 198H116L117 199V201H122V203H116L115 204V200H113V199H110V198H113V197H111L110 195H112V194H114L115 193V190L114 189H116L115 187L113 188V186H114V183H115V181L116 180H114V182H113V179H115V177H114V175L113 174H110L109 175V170H110V167H108V165H110L109 164V162L110 161H108V160H104L103 162H99L98 160H96L95 159V152L97 153V154H100V153H102V151H103V146H105V145H108V142H110L115 136H118L119 137V133L117 134V132H116V135H115V133H114V136H112V139H111V135H110V133H109V131H107V130H102V123H103V121L105 120V118L103 117V115H105V105L106 104H109V102H111L112 104H113V97L116 99V100H118V101H116L115 99H114V101H116V102H114V103H117V102H120L123 98L120 96V94H121V91H122V94H123V92H125V89H123V86H124V84L120 81L119 82V78H117L119 75V73H118V69L117 68H115V65H114V63L116 62V60L118 59V57H124L123 55L125 54L124 52L126 51L127 53L128 52H130L131 50L135 53V55H136V52L138 53L137 55H139L140 56V51H139V49H142L141 50V56H143V58H144V60H146V63L148 62V63H150L151 62V60H150V55L149 54H147V51H146V45H147V41H148V36L150 35V34H147L146 36H147V39H146V42H143V43H140V44H137L136 46L138 47L139 46V48H137V47H135V45H134V43L132 42V43H130V41L129 40H131V41H133L134 40V38H135V35H134V33L132 32V28H131V24L133 25V23L134 24H140V25H144V22L147 20V21H150V22H148V23H150L151 24V18H153V17H155V15H154V13L156 12L157 13V11L158 10H155V9H159L157 6V8H155V6H153V4L152 5H146V6H142L141 7V5H140V2H139V0H135L136 2V4L139 2V4H137V6H136V4L134 3V4H131V6L129 7V5H128V3L130 4L131 2H129L130 0H120V1H116V0H102V1H100V0H78ZM87 1H88V3H87ZM114 1H116V2H114ZM141 2H144V1H146V2H144V3H141L142 5H144L145 3L146 4H148L147 3V1L148 0H140ZM154 2H155V0H153ZM157 1H159V0H157ZM173 1V2H172ZM182 1V0H181ZM181 1L180 2H178L177 0H171L170 2L171 3H169V4H172V5H170L169 6V4L167 3V5L169 6V7H172V10H170V8H169V11H173V7H174V5H176V4H179V3H181ZM18 2V3H17ZM22 2V1H21ZM83 2L86 4H84L83 5ZM102 2H103V4H102ZM176 2H178V3H176ZM184 2V1H183ZM186 2V1H185ZM4 3H7V2H4ZM13 3H11V4H13ZM27 3L28 2H26V6H28L27 5ZM35 3L36 2H31V3H28V4H30L32 7L34 6H36L35 5ZM75 3V4H76ZM116 3V4H115ZM176 3V4H175ZM16 4H13V6L14 5H16ZM20 5H22L23 3H19ZM97 4V5H96ZM101 4H102V6H101ZM121 4V5H120ZM155 5H156V3H154ZM3 5H5V4H3ZM8 4H6V6H7ZM10 5V4H9ZM28 6L29 7V9L31 10L32 9V7L31 6ZM79 5L81 6V7H79ZM83 5V6H82ZM90 5V4H89ZM119 5V6H118ZM135 5V6H134ZM13 6H10L11 8L10 9H12V7ZM18 6V5H17ZM23 6V5H22ZM21 6V7H22ZM98 6V7H99ZM121 6H123V8H125V9H122V7ZM153 6V7H152ZM3 7H5V6H3ZM2 7V8H3ZM14 7H16V6H14ZM14 7H13V9H14ZM31 7V8H30ZM37 7V6H36ZM35 7V8H36ZM115 7V8H114ZM117 7V8H116ZM18 8V7H17ZM23 8L25 9V11L23 10L22 12H25L24 14H27V13H29V11L30 10H26V8L27 7H25V3H24V6H23ZM22 8V9H23ZM35 8H33L32 10H33V12H32V10H31V13H34V12H36V9ZM77 8V7H76ZM86 8V9H85ZM114 8V9H113ZM120 8V9H119ZM130 8H132V9H130ZM145 8H147V10H149L150 9V13H153V15L154 16H152L151 14H149V13H147L148 14V16L150 15V16H152V17H150V20H148V18L149 17H147V18H143V14L145 13L146 14V9ZM7 9H8V11H9V8H8V6H7ZM16 9V8H15ZM83 9V10H82ZM99 9V8H98ZM128 9V10H127ZM154 9V11H152V10ZM79 10V11H78ZM80 10H82V12L80 11ZM111 12H110V11ZM113 10V11H112ZM119 10H123V11H119ZM130 10V11H129ZM11 11V10H10ZM127 11H129V13L130 14H132V17H131V15H127L128 14V12ZM21 12V13H22ZM84 12V13H83ZM118 12V13H117ZM162 13V11H161V9L159 10V14H161ZM1 13V12H0ZM124 13H126V14H124ZM134 13V14H133ZM136 13H138V18H137V16H135L136 15ZM168 13V12H167ZM163 15H162V17L164 16V14H166V13H162ZM67 15V14H66ZM69 15H68V19H69V21H70V19L72 20V18L70 17ZM81 16H83L82 18H81ZM129 16V17H128ZM166 16V15H165ZM164 16V17H165ZM1 17V16H0ZM3 19H0V21H3L4 20V14H3ZM19 17V16H18ZM66 17V16H65ZM134 17V18H133ZM85 18V17H84ZM122 18H124V19H122ZM127 18V19H126ZM129 18V19H128ZM141 18V19H140ZM156 18V17H155ZM211 18H213L214 19V17L212 16V17H210L209 19H211ZM132 19V20H131ZM135 19H137V21L135 20ZM144 19H146V20H144ZM65 20H67L66 18H65ZM82 20V21H81ZM124 20V21H123ZM130 20V21H129ZM90 21V22H89ZM135 21V22H134ZM143 21V22H142ZM86 22V23H85ZM129 22V23H128ZM132 22V23H131ZM140 22V23H139ZM88 23V24H87ZM92 23V24H91ZM131 23V24H130ZM143 23V24H142ZM148 23H145V24H148ZM75 24V23H74ZM115 25H117V23H114ZM130 24V26H127V25H129ZM161 24V26H164V23H160ZM163 24V25H162ZM3 27H2V26ZM21 25V24H20ZM60 24H58V28L59 27H61L62 28V26H59ZM89 25H90V27H89ZM97 27L98 29V31L96 30V28H94V27ZM99 26V27H98ZM7 27V26H6ZM116 27V26H115ZM165 27V26H164ZM4 30H3V29ZM8 28V27H7ZM16 28V29H15ZM61 28H60V30L59 29H57V31L59 32L60 31V33L62 32L61 31ZM78 28V29H77ZM81 28H82V30H81ZM86 28V29H85ZM94 30V31H92V29ZM131 28V29H130ZM147 28H149V25H148V27L146 26V29ZM11 29H12V32H11ZM19 29H20V27H19ZM63 29V32L62 33H67L66 35H65V37L66 38H71V36H69V35H71V29H70V31L69 32H67L68 30H66V29H64V28H62ZM88 29V30H87ZM91 29V30H90ZM100 29V30H99ZM117 29V28H116ZM116 29L115 28H113V30H112V35L113 36H111L112 37V39H114L116 36H117V31H116ZM130 29V30H129ZM66 30V31H65ZM84 30V31H83ZM90 30V31H89ZM17 31V32H16ZM19 31V32H18ZM39 31H40V33H39ZM56 31V32H57ZM87 31V32H86ZM102 31H103V29H102ZM5 32H6V34H5ZM14 32H16V34H18V35H21V37H19V40L17 39L18 38V35H16L15 36V33ZM30 32H32V34L30 33ZM80 32V33H79ZM89 32V34H86V35H84V33H88ZM97 32V33H96ZM133 33V35H132V33ZM69 33V34H68ZM96 33V34H95ZM44 34H46V35H44ZM73 34V33H72ZM83 34V35H82ZM116 34V35H115ZM12 35H14L15 36V39H12L14 36H12ZM67 35H68V37H67ZM75 35V34H74ZM81 35V36H80ZM88 35V36H87ZM23 36V37H22ZM38 36L40 37L41 36V38L40 39H42L41 40V42L44 40V41H46L47 43L45 44V42L43 41V43H41L40 42V40H39V38H38ZM83 36V37H82ZM85 36V37H84ZM92 36V34L90 35V37ZM2 37H3V40H2ZM9 37H11V38H9ZM36 37V38H35ZM49 37V36H48ZM54 37V36H53ZM4 38H5V40H4ZM38 38V39H37ZM74 38V39H75ZM80 38V39H81ZM85 38V39H84ZM93 38V36L91 37V39ZM9 39H11V40H9ZM24 39H25V41H24ZM72 39V38H71ZM89 39V43H90V45H88L89 43H87L86 44V46H87V48H85V49H87L88 50V52L89 51H91L88 55H89V57L91 58L90 59V66H88L89 65V61L88 62H86V63H84L83 64V62H82V64L84 65V67L82 66V68H84L82 71L84 72V73H87V74H90L91 73V71H89V69L91 70V69H93V71H94V68H95V72L93 73V74H95L96 75V78H99L98 76H101V80H102V75H104L105 77H107L106 75H105V73H106V71H101V69H100V72L102 73L101 75H100V72H99V68H97L96 67V65H95V67L92 65L93 63H92V61L93 62H95L96 60H98V59H100L101 57L98 55V57H100V58H97V51L94 49L93 50V48H94V39ZM116 39H117V37H116ZM15 40H17V41H15ZM23 40V43L21 42ZM36 40H37V43H36ZM115 40V39H114ZM12 42V45H11V43L10 42ZM19 41V44L17 43H15V42H18ZM30 42V45L28 46V48H27V46L25 45L26 43H24V42ZM79 41V40H78ZM82 40H80V42H81ZM91 41V42H90ZM8 42V43H7ZM32 42V43H31ZM35 44H34V43ZM50 42V41H49ZM51 42V43H52ZM53 42V43H54ZM116 42V41H115ZM115 42H113V43H115ZM41 43V44H40ZM67 43H69V44H67ZM146 43V44H145ZM211 43H212V41L209 43L210 45H211ZM7 44V45H6ZM9 44V45H8ZM15 44H16V46L18 45L19 46V53H18V51H17V49H18V47H16L15 46ZM23 44V45H22ZM29 44V43H28ZM46 45V47H45V45ZM85 44V43H84ZM126 46H125V45ZM128 44V45H127ZM131 46H130V45ZM143 44V45H142ZM11 45V46H10ZM13 45H14V49H16V50H14V51H12V47H13ZM22 45V46H21ZM26 47H25V46ZM42 45H44V46H42ZM54 45V46H55ZM69 45V46H68ZM80 45H82L81 47H86L85 45H83V44H80ZM8 46H10V47H8ZM23 46L25 47L24 49H25V52H27V56H29V57H27L26 55H25V53H24V49L22 50L23 51V53H22V51H21V49L23 48ZM31 46V47H30ZM41 46H42V48H47L46 49V52H47V54L44 52V56H46L45 58H43L44 56H43V49L41 48ZM50 46H51V44H50ZM133 46L135 47V49H133ZM144 46V47H143ZM8 47V48H7ZM66 47V48H65ZM70 49H69V48ZM80 47V46H79ZM125 47H128V49L126 48L125 49ZM129 47H131V50H130V48ZM166 47H167V45L165 46V49H166ZM29 49V52H28V50L27 49ZM40 48H41V51H40ZM45 48H44V51H45ZM50 49V51H48L49 49ZM7 49L11 52H7ZM11 49V50H10ZM119 49V48H118ZM143 49H144V51H143ZM59 50H60V52H59ZM77 50H79V51H77ZM117 50V51H116ZM138 50V51H137ZM20 51H21V53L23 54V55H25L26 57H27V59H30V61L29 60H27L26 59V57H25V59H26V61H27V63L25 62V63H23L22 65L20 64L19 65V63H21L20 61H21V53H20ZM96 51V52H95ZM123 51V52H122ZM163 51H165L164 49L161 51L162 53H163ZM6 52V53H5ZM18 53V54H15L14 55V53ZM28 53H29V55H28ZM42 53V54H41ZM61 53H64V52H61ZM120 54V56H119V54ZM123 53V54H122ZM126 53V54H127ZM131 53V52H130ZM8 54H12V56H14V58L16 59L17 57H16V55L17 56H19V54H20V56L17 58L18 59V65L16 64V66H18L19 68H20V70L21 69H23V70H21V72H20V70L18 69V67H16L15 68V65L13 66V65H7V67H6V64H5V66H3V63H7V61H9L7 64H11L10 63V55H8ZM66 54V53H65ZM99 54V53H98ZM122 54V55H121ZM126 54H125V56H126ZM131 54H133V53H131ZM144 54H145V56L147 55L148 56V59L146 58L145 59V57H144ZM6 55V56H5ZM40 55H41V57L42 58H40ZM108 55V57H107V59H106V56ZM117 55H118V57H117ZM136 55V56H137ZM9 57V58H6V57ZM73 56H75V57H73ZM146 56V57H147ZM39 57V60L40 59H42L41 61L42 62H39V61H37L38 63H41V64H43L44 63V65H45V68L43 69V70H46L47 71V73H46V71H43L42 72V68L40 69V71H41V73H43V75L37 70L38 69V67H39V65L38 64H35L36 63V60H35V58H38ZM51 57V56H50ZM50 57H49V59H50ZM115 57V58H114ZM172 57V58H171ZM170 58H169V60L171 61V62H169V64H173V63H175V61L173 62V60L174 59H177L178 57L176 56V57H174V56H171ZM182 57V56H181ZM181 57H179V59L181 58ZM5 58H6V60H5ZM13 58V59H14ZM76 58V59H75ZM93 58V59H92ZM104 58H101L100 59V61H102V62H100V61H97V62H95V64H97V65H100V64H102L103 62L105 63V61H104ZM117 58V59H116ZM11 59H12V57H11ZM44 59V60H43ZM45 59H47L46 61H45ZM80 59V60H79ZM115 59V60H114ZM77 60V61H76ZM79 60V61H78ZM92 60V61H91ZM150 60V61H149ZM6 61V62H5ZM114 61V62H113ZM48 62H50V63H48ZM80 62V63H79ZM99 62H100V64H99ZM45 63H47L48 65H50V67L52 66L53 67V69L52 68H50L49 66H47V64H45ZM87 63H88V65H87ZM152 63V62H151ZM56 64L57 63H55V66H56ZM25 65V66H24ZM37 65V66H36ZM43 65V66H44ZM79 65V66H78ZM88 66V68H87V66ZM91 65L93 66V68H91ZM147 65H149V64H147ZM21 66V67H20ZM42 66V65H41ZM42 66V67H43ZM85 66H86V68L88 69V70H86V68H85ZM101 66H103V65H101ZM104 66H103V68H104ZM111 66H113L114 68H115V70H113L112 68H111ZM14 67V68H13ZM37 69H36V68ZM47 67H49V68H47ZM77 67H79V68H77ZM108 67H110L109 69H108ZM145 67H146V64H145ZM8 68H10V69H8ZM55 68H57V70L59 71V72H61L60 73V75H57V74H59V72L55 69ZM97 68V69H96ZM11 69H14V70H11ZM19 70V71H17V70ZM48 69H52L53 71H51V72H53V73H51L50 71H48ZM70 69V70H69ZM73 69V70H72ZM77 69H80V70H78L77 71ZM108 69V70H107ZM16 70V71H15ZM37 70V71H36ZM63 70H64V72H63ZM74 70H75V72H74ZM10 71H12V72H10ZM35 71H36V73H35ZM55 71V72H54ZM57 71V72H56ZM66 71L67 72H69V73H66ZM71 71H73V72H71ZM88 71V72H87ZM97 71V72H96ZM113 71V72H112ZM145 71H146V69H145ZM14 72L15 73H17V74H14ZM38 72H39V74H38ZM81 72V71H80ZM90 72V73H89ZM110 72V73H109ZM44 73H46L45 75H44ZM56 73V74H55ZM65 74L64 76H63V74ZM71 73V74H70ZM73 73V74H72ZM97 73V74H96ZM99 73V74H98ZM14 74V75H13ZM37 76H36V75ZM49 74H50V77L51 76H54V75H57V76H59L58 77V79H60V81L58 80V79H53V80H51L50 79V81H49V79L48 78H50L49 77ZM52 74V75H51ZM67 74H68V77H67ZM70 74V75H69ZM87 74H85V75H87ZM116 74H117V77H116ZM38 75H40V76H38ZM46 75H47V77H46ZM98 75V76H97ZM56 76V77H57ZM63 76V77H62ZM67 77V78H64V77ZM69 76H73V77H71V79H70V77ZM74 76H76L75 77V81H74V79H72V78H74ZM88 76V75H87ZM104 76H103V79H104ZM45 77H46V79H45ZM37 78H39V79H41V80H37ZM44 78V79H43ZM69 78V79H68ZM3 79H6L7 81H3ZM79 79V80H78ZM47 80V81H46ZM57 80V81H56ZM70 80H72V82L74 81V83H75V85H76V87H78V90H80V91H82L81 93L83 94V96H84V94H85V96L83 97L84 99H86L87 100V102L86 103H88V105H89V108L90 107H92V108H90V111H92L91 109H93V113L92 112H90V116L91 117H93V118H91V121H92V123H93V129L91 130V133L93 134V132H94V134L93 135H97V139L99 140V138L100 137H102V139L100 138V142H98L99 144H100V146H99V144L97 143V141L98 140H96L95 142V144H94V146H95V149H92V151H91V147L90 146H88L87 144V139H83V137L85 138L86 136L84 135V134H86V133H83L84 132V130H83V126H85V124L83 123V121H82V119H81V117L82 116H79V115H77V114H75L76 113V110H77V108L76 107H74V105H75V100H74V97H72L70 94H68V92L66 91V92H64L63 93V91L64 90H67L68 88H69V82L71 83V81ZM83 80V79H82ZM2 81V82H1ZM37 81H39L40 82V84H38L37 83ZM41 81H42V83H41ZM47 82V84L45 83V82ZM48 81H49V85L51 84L50 82L52 81V83H54L53 85L51 84L50 86L48 85ZM65 81V83L64 84H62L63 82ZM68 81V82H67ZM103 81V80H102ZM3 82H7V84L9 85L10 84V86L9 87H11L12 85H13V88L14 89H12V87H11V93H12V95L10 94V97H9V94L8 93H10V92H3V90L4 89H6V88H3V86L1 87V85H5V83H3ZM44 82V83H43ZM58 82H62V83H58ZM92 82V83H91ZM2 83V84H1ZM55 83H57V84H55ZM77 83V84H76ZM89 83V84H88ZM107 84L108 82H104V84ZM121 85L120 86V88H122V89H120L119 88V84ZM39 85V86H38ZM42 85L44 86L45 85V88H47V90H51V89H55V90H53V92L55 93L54 95L53 94H51L49 97H52V98H49L48 97V99L46 98V99H42V96H41V94H42V92H39V91H44L43 90V88H42ZM47 85V86H46ZM63 85L65 86H67V88L65 89L64 87H63ZM51 88H49V87ZM65 86V87H66ZM118 86V87H117ZM5 87H7V85H5ZM40 87V88H39ZM55 87V88H54ZM61 87V88H60ZM64 89H63V88ZM95 87V86H94ZM42 88V89H41ZM44 88V89H45ZM58 90H57V89ZM126 88V87H125ZM7 89H9V88H7ZM33 89H35V91H32ZM40 89V90H39ZM62 89V90H61ZM127 89V88H126ZM29 90H31V93L29 92ZM38 90V91H37ZM47 90H46V92H47ZM2 91V92H1ZM8 91H10V90H8ZM37 91V92H36ZM62 91V92H61ZM127 91V90H126ZM129 91V90H128ZM130 91H132V92H129L130 94V96H132V98L130 97V99H131V101H134L133 102V104L135 103V104H138V105H136V106H139L140 105V102L143 100V101H145V97L144 96H142V94L140 95L139 94V92H137L138 94H135V93H133V92H136V91H133V90H130ZM34 92L36 93V94H34ZM39 92V94H37ZM45 92V91H44ZM43 92V93H44ZM119 92H120V94H119ZM3 93V94H2ZM5 93V94H4ZM51 93H52V91H51ZM68 94L69 95V97H68V95L66 96L65 94ZM113 93V94H112ZM32 94H34V95H38V97L39 98H37V99H35L36 100V102H34V99H32V97H33V95L31 96ZM44 94H46V93H44ZM43 94V95H44ZM112 94V95H111ZM117 94H119V96L117 95ZM1 96V97H2ZM36 96H34L35 98H36ZM40 96H41V98H40ZM45 96V95H44ZM73 98H71V97ZM111 96V97H110ZM55 97V98H54ZM68 99H67V98ZM108 97H110V98H108ZM117 97V98H116ZM44 98V97H43ZM67 100H66V99ZM102 98V99H101ZM120 98V99H119ZM122 98V99H121ZM133 98H134V100H133ZM189 98V97H188ZM190 98H193V97H190ZM190 98H189V100L187 101V102H193V101H195V99L193 98V99H191L190 100ZM40 99V103L38 102V100ZM52 99V100H51ZM59 99V100H58ZM60 99H61V101H60ZM111 99V100H110ZM142 99V100H141ZM70 100V101H69ZM85 100V101H86ZM2 101V103H4ZM61 102V104H60V102ZM74 101V102H73ZM106 101V102H105ZM143 101L141 102V105H144V103H143ZM15 102H18V103H16V105H13ZM56 102V103H55ZM57 102H59L58 104H57ZM139 102V103H138ZM54 103L57 105H54ZM63 103H64V106H61V105H63ZM110 103V104H111ZM194 103V102H193ZM67 104V105H66ZM69 104H70V106L73 108V109H71V107L69 106ZM94 104V105H93ZM121 104V103H120ZM192 104V103H191ZM4 104L2 105V109L4 110V107L3 106H5ZM12 105H13V108H12ZM35 105H36V107H35ZM58 105H60L59 107H58ZM65 105H66V107H65ZM91 105H93V106H91ZM103 105V106H102ZM11 106V107H10ZM69 106V107H68ZM76 106V105H75ZM9 107V108H8ZM53 109H52V108ZM54 107H55V109H54ZM68 107V108H67ZM12 108V109H11ZM16 108H18V107H16ZM75 108V109H74ZM103 108V109H102ZM172 108V109H171ZM171 108H169L168 106L166 107V113H168L167 115H168V117H169V119L171 120V122H173V123H175L176 121H177V115L174 113L175 111V109H173V107H171ZM49 109H51V111L49 110ZM66 109H70L69 111L68 110H66ZM168 109V110H167ZM74 111L73 112V116L75 117H77V119H76V121H75V123H79V124H76L75 126L77 127V129H76V127H74V129L72 128L73 126H69V125H71L70 123H69V125H68V121H66V120H68V119H66V120H64L65 119V117H67L66 116V112H67V114H68V117L70 116L69 115V113H70V111ZM99 110H101L100 112H99ZM171 111V113H169L170 111ZM5 111V112H6ZM55 111V112H54ZM8 112H7V114H8ZM14 112V111H13ZM12 112V113H13ZM20 112V111H19ZM49 112V113H48ZM52 112V113H51ZM78 112V111H77ZM102 112H104V114H102ZM144 112H146V111H144ZM144 112H142V113H144ZM92 113V114H91ZM154 113L155 112H152V111H150V113H149V116L150 117H147V120L149 121L148 122V124L150 125V124H153V122L155 123V120H156V117H155V115H154ZM172 113H174V114H172ZM11 114V113H10ZM24 114L22 115L23 116V120L25 119V117H24ZM146 114H148V112H146ZM145 113L143 114L144 116L146 115ZM13 115H14V113H13ZM153 115V116H152ZM171 116V118H170V116ZM89 116V117H90ZM143 116V117H144ZM174 116V117H173ZM48 117H50V119L48 118ZM78 117H80V118H78ZM151 117H152V119H151ZM155 117V118H154ZM172 117H173V119H172ZM22 118V117H21ZM83 118V117H82ZM136 118V117H135ZM134 118V119H135ZM45 119H47V120H45ZM62 119V120H61ZM80 119V120H79ZM133 119V122L137 125L138 123H140L141 124V121H140V119H138L137 118V121H136V119L134 120ZM149 119H151V120H149ZM155 119V120H154ZM48 120H50V123H49V121ZM53 120V121H52ZM84 121H85V119H83ZM94 120V121H93ZM139 120V121H138ZM153 120V121H152ZM173 120H176V121H173ZM41 121V123H39ZM52 121V122H51ZM64 121V122H63ZM69 121H70V119H69ZM143 121V120H142ZM145 121H146V119H145ZM151 121V122H150ZM63 122V123H62ZM66 122V123H65ZM80 122H81V124H80ZM138 122V123H137ZM147 122V121H146ZM1 123V122H0ZM28 123H29V126H28ZM30 123H31V125H30ZM37 123H39V124H37ZM177 123V122H176ZM175 123V124H176ZM43 124V125H42ZM46 124V126H48ZM65 124H67V125H65ZM84 124V125H83ZM175 124H174V126H175ZM2 123H1V126H0V137L2 136V130H3V128H2ZM36 125V126H35ZM42 125V126H41ZM142 125V124H141ZM141 125H140V128H143V127H141ZM155 124H153V125H151V126H154ZM31 126H32V128L33 129H31ZM33 126H35V127H33ZM37 126V127H38ZM50 126L49 127H46V129H48V128H50ZM80 126V127H79ZM137 126H139V124L137 125ZM27 127H29V128H27ZM68 127H70V128H68ZM175 127H177V126H175ZM174 127V129L176 130L177 129V131L179 130V134L181 133V131L183 132V130H184V133H182V134H178V133H176V131H175V133L177 134V136H176V142H180L179 144L178 143H174V141L171 143L172 145L174 144V147H176L175 149H176V151L178 152V153H183V151H180L182 148H185V143H183L185 140H183V142H182V140L180 141V139H178V137H180L181 136V138L182 137H185L184 136V134H186V132H185V130H187V128H185V129H182L181 128V126L179 127V124H178V128H181V131H180V129H178V128H175ZM44 128H45V126H44ZM44 128H42V129H44ZM139 128V127H138ZM137 127L135 128L136 129V131L138 130V131H141L140 129H138ZM50 129V130H51ZM73 130V131H71V130ZM82 129V130H81ZM74 130H76V131H74ZM107 131V132H106ZM137 131V132H138ZM188 131V130H187ZM80 132H82V133H80ZM107 134H106V133ZM51 133H53V135L51 134ZM243 135H242V134ZM49 134V135H48ZM77 134V135H76ZM79 134V135H78ZM157 134H158V132H157ZM157 134H155L154 135V138L156 139L157 138V136H158V138H159V140H158V142H157V140L155 141V143L156 144H158V146L157 147H160V148H156L157 150H155L154 149V151H156L154 154H157L158 152L157 151H160V150H162L161 152H159L160 154H157V155H159V158H158V156H156L155 155V157H154V159H156V160H158V161H155L154 159L151 161V165L153 164V167L154 166H156V167H158L157 165H159L160 166V164H159V162H160V160H162L163 159V152H165L164 151V149H166L167 148V146H171V144H169V143H167V141L164 139L165 137L161 134V133H159L158 135ZM239 134H241V136L240 135H238V136H240L239 138L241 139V138H243V136L244 137H246V134L244 133V132H240ZM245 134V135H244ZM27 135L28 136H31L30 134H28L27 133ZM52 135V136H51ZM110 135V136H109ZM157 135V136H156ZM162 137H161V136ZM34 136V135H33ZM43 137V139L41 138V137ZM45 136V137H46ZM64 136V137H63ZM74 136H75V138H76V140L77 141H75V138H74ZM76 136H78V137H76ZM106 137H108V138H106ZM161 137V138H160ZM187 137V136H186ZM31 138V139H32ZM40 138V139H39ZM55 138H61V139H57V141H55L56 139ZM70 138V139H69ZM78 138H79V140H78ZM94 138H96L95 136H94ZM104 138H106V139H104ZM162 138H163V140H162ZM238 138V137H237ZM236 138V139H237ZM36 139H37V141H36ZM42 139V140H41ZM69 139V140H68ZM109 139V140H108ZM111 139V140H110ZM116 139V138H115ZM185 139V138H184ZM235 139V138H234ZM230 140V141H234L235 143V145H237V142L239 143V146H240V142L239 141H237V140ZM244 139V138H243ZM247 139V138H246ZM62 142H61V141ZM68 142L67 144H66V142ZM71 140V141H70ZM74 140V141H73ZM242 140V139H241ZM2 141V137L0 138V142ZM42 141V142H41ZM52 141V142H51ZM65 142V146H64V142ZM70 141V142H69ZM108 141V142H107ZM237 141V142H236ZM243 141V140H242ZM44 142V143H43ZM60 142V143H59ZM73 142V143H72ZM75 142H76V144L77 145H75ZM78 142L80 143V144H78ZM106 142V143H105ZM160 142V143H159ZM163 142H164V144H163ZM182 142V143H181ZM248 142V140H246V142H245V144ZM53 143V144H54ZM61 143H63V144H61ZM102 143H103V145H102ZM166 143V144H165ZM229 143H231V142H229ZM243 143H244V141H243ZM42 144V145H41ZM50 144V145H49ZM62 146H61V145ZM72 145V146H70V145ZM85 144V145H84ZM160 144V145H159ZM162 144H163V146H162ZM168 144V145H167ZM184 145L183 147H181V145ZM233 144V143H232ZM58 145V146H57ZM59 145H60V147H59ZM80 145V146H79ZM84 145V146H83ZM88 146V148L86 149L85 148V146ZM224 146H225V144H223ZM243 145V144H242ZM241 145V146H242ZM49 146H50V148H49ZM68 146V147H67ZM75 146H76V148H75ZM86 146V147H87ZM177 146H178V148H177ZM238 145H237V148L239 147ZM35 147V148H36ZM41 147H37L36 149H40ZM55 147H57V148H55ZM62 147H63V149H62ZM71 147H74V148H71ZM80 147H82V148H80ZM86 149V150H84V148ZM90 147V148H89ZM179 147H181V148H179ZM43 148V147H42ZM41 148V149H42ZM45 148V149H46ZM54 148H55V150H54ZM66 148V149H65ZM70 148V149H69ZM97 148H99V149H101V150H99V149H97ZM109 149V146H105V148H104V150L106 151V149ZM164 148V149H163ZM241 148V147H240ZM51 149V150H50ZM79 149V150H78ZM97 149V150H96ZM107 149V150H108ZM149 150V153L150 152H152L153 150H151L150 148H148ZM159 149V150H158ZM49 150L50 151H53L52 152V154L49 152ZM57 150V151H56ZM89 150V151H88ZM99 150V151H98ZM182 150H184L185 151V149H182ZM241 149H239V151H240ZM39 151V150H38ZM41 151V150H40ZM62 151V152H61ZM71 151V152H70ZM95 151V152H94ZM98 151V152H97ZM63 152H65V153H63ZM69 154H68V153ZM92 152H94V153H92ZM100 152V153H99ZM104 152V151H103ZM90 153H92V154H90ZM244 154V151H241L240 152V154ZM56 156H55V155ZM63 154H65V155H63ZM237 154H239L238 152H237ZM162 155V156H161ZM118 156H119V158L120 159H118L119 161H118V166L120 165V166H122V167H120L121 168V170H124V165H125V163L123 162V164H122V162L120 163V160L122 159V158H124V156L120 153V154H118ZM246 156V155H245ZM14 156H12V158H13ZM16 157V156H15ZM60 157V158H59ZM161 157V158H160ZM244 156H242V158H243ZM249 157V156H248ZM247 157V158H248ZM4 158H5V156H4ZM55 158V160H56V158H57V163L56 162H54V159ZM158 158V159H157ZM15 160H17V161H19V159L20 158H18V156H17V159L16 158H14ZM22 159H24V158H22ZM60 159H61V161H60ZM80 159V160H79ZM95 159V160H94ZM245 159H246V157H245ZM249 159V158H248ZM13 160V159H12ZM25 160V159H24ZM75 160H77V161H75ZM243 160V159H242ZM250 160H253V158L250 156ZM250 160H248L249 162H250ZM74 161V162H73ZM78 161L80 162H82V164H84V166H87L86 168H85V173H84V176H83V179L82 178H78L77 176H76V178H75V171L73 170V167H74V165L73 164H78ZM97 161L99 162V164H101L99 167H98V165L99 164H97ZM107 161H108V163H107ZM193 161V160H192ZM195 161V160H194ZM192 162V163H194L193 165H196L197 166V164H196V162ZM245 161L246 160H244L243 161V164L245 163ZM247 161V162H248ZM63 162V163H62ZM65 162L67 163V165L68 166H66V164H65ZM76 162V163H75ZM80 162V163H81ZM14 163H16V165H14L16 168H17V165L19 164V163H17L16 161H14ZM20 163H22V161L20 162ZM157 163V164H156ZM191 163V162H190ZM254 163V164H253ZM256 163H258V164H260V162L258 161V160H256V161H252V163L250 162V163H248L249 165H247V163H246V169L244 168L243 170H245V171H243V173L245 172H247V174H251L252 175V173L251 172H253V171H251V170H254V168H256V166H259V165H257ZM97 164V165H96ZM102 164H104V165H102ZM106 164V165H105ZM122 164V165H121ZM156 164V165H155ZM242 164V163H241ZM240 164V165H241ZM21 165V164H20ZM19 165V166H20ZM32 165V166H33ZM60 165V166H59ZM63 165H65L67 168H69V173H66L65 172V170H64V167H63ZM22 166H24V165H21L19 168H21L22 170H23V168H22ZM28 165H26V166H24V169L26 170L27 168H25V167H27ZM31 166V167H32ZM39 166V165H38ZM76 166V165H75ZM106 166V167H105ZM245 166H243V167H245ZM248 166V167H247ZM260 166H261V164H260ZM259 166V167H260ZM30 167V168H31ZM59 167H62V169H60ZM107 168V169H105V168ZM152 167V166H151ZM152 167V169H155V168H153ZM251 167H252V169H251ZM258 167V168H259ZM262 167V166H261ZM261 167L259 168L260 170H263V169H261ZM15 168V169H16ZM40 168V167H39ZM38 168V169H39ZM102 168V171L100 170ZM109 168V169H108ZM248 168V169H247ZM250 168V169H249ZM18 169V168H17ZM75 169V168H74ZM99 169V170H98ZM105 169V170H104ZM71 170V171H70ZM108 170V171H107ZM258 170V169H257ZM257 170L255 171V172H257ZM24 171V170H23ZM35 171V172H34ZM49 172L50 171V173H51V175H49L47 172ZM73 171V172H72ZM105 171V172H104ZM169 170H165L164 172V177H166V175H168L169 176V172H168ZM171 171V170H170ZM39 172V171H38ZM64 172V173H63ZM99 172V173H98ZM166 172H167V174H166ZM172 172V171H171ZM12 173V172H11ZM66 173V174H65ZM101 173H103V174H101ZM258 173H259V171H258ZM257 173V174H258ZM260 173H263L262 175L260 174ZM259 174H260V176H263L264 175V171H262V172H260ZM99 174V175H98ZM254 174H256V173H254ZM257 174L255 175L256 177H257ZM258 174V175H259ZM10 175V176H9ZM44 175H45V178H44ZM49 177H48V176ZM111 175H113L112 177H111ZM192 175V176H191ZM191 175H189V176H187L189 179H193L192 177L193 176H195L194 174H191ZM246 174H243V176H245ZM8 176H9V178L8 177H5V178H3V180H1L0 179V203L2 202L3 203V199L5 200V204L3 205L2 203V205L5 207H2L1 205H0V207L4 210V211H2L1 210V208H0V210L2 211H0V216L5 220L6 219V221L8 220L9 221V219H10V221H9V224H7V225H5V224H3L2 226H3V228H6V227H4V226H9V225H15L16 223H18L19 224V222H15L18 218H19V216L17 217V215H15V214H18L17 213V211H18V209L19 208H17V207H14V206H16V202H15V199H16V197H18V196H15L17 193H18V191L19 190H21L19 187L20 186H18V185H20L21 184V179L19 178V180L20 181H18V179H17V181H15V180H13L14 178L11 176V174H8ZM38 176L40 177L39 179H38ZM100 176V177H99ZM106 176V177H105ZM240 176V175H239ZM243 176L241 177V178H243ZM102 177V178H101ZM110 177V178H109ZM264 177V176H263ZM8 178V179H7ZM44 178V179H43ZM101 178V179H103V180H99V179ZM135 180H134V179ZM31 179V180H30ZM77 179H79V180H77ZM132 179H133V181L134 182H139L140 183V181H141V179H139V176H137L136 178L135 177H132ZM243 179H245V178H243ZM250 179H253V176L250 178ZM250 179H245V181L243 182L242 181V179H240V178H238V181H239V183L237 182V184H239L240 185V182H241V184L242 183H245L246 182V180H250ZM30 180V181H29ZM176 180V179H175ZM177 180L178 181H180V179H178L177 178ZM176 180V181H177ZM22 181H24V180H22ZM44 181V182H43ZM100 181V182H99ZM103 181V182H102ZM105 181V182H104ZM176 181H175V183H176ZM177 181V182H178ZM248 181L246 182V183H248ZM254 181H255V178H254ZM5 182H7V183H5ZM29 182V183H28ZM5 183V184H4ZM17 183H19L18 185H17ZM25 183V182H24ZM25 183V184H26ZM98 183H100V184H98ZM101 183H103V185H101ZM245 183V184H246ZM7 184V185H6ZM26 184V185H27ZM44 184H45V186H44ZM96 184V185H95ZM99 186H98V185ZM105 184V185H104ZM115 184H117V183H115ZM178 183H176V185H177ZM252 184V190L254 191V189L255 188H253V183H251ZM251 184H247L248 186H249V188H251ZM29 185H27V186H29ZM68 185V186H67ZM70 185V186H69ZM72 185H73V187H72ZM238 185V186H239ZM244 185V184H243ZM257 185V184H256ZM256 185H254V187L256 186ZM18 186V187H17ZM29 186V187H30ZM67 186V187H66ZM94 186V187H93ZM96 186H98V187H96ZM106 186H107V188H109L110 187V190H105V189H107L106 188ZM117 186V185H116ZM28 187V188H29ZM100 187V188H99ZM119 187V186H118ZM117 187V188H118ZM240 187H241V185H240ZM243 187H246V185H244V186H242L241 188H243ZM18 188H19V190H18ZM31 188V187H30ZM29 188V189H30ZM73 188V189H72ZM105 188V189H104ZM248 188V187H247ZM246 188V189H247ZM248 188V189H249ZM257 188H258V186L256 187V189L255 190H257ZM260 188V187H259ZM43 188L41 187V190H42ZM65 190V192L64 193H66V195L67 196H65V194L63 193V191ZM67 189V190H66ZM69 189V190H68ZM93 189L95 190V189H100V190H98V191H100V192H96L97 190H95V192H96V194H94L95 192L93 191ZM243 189H245V188H243ZM247 189V190H248ZM9 190V191H8ZM16 190H18L17 191V193H15L16 192ZM117 190V189H116ZM118 190H119V188H118ZM250 191H249V193L253 196V197H250V201H251V203L255 206V208L254 209H252V210H255L257 213L255 214V215H259L260 214V216H258V218L259 217H261V218H263V221H264V212H263V210H264V207L262 208V206H264L263 204H264V201H263V198H261L263 195H264V187H263V191H262V193H260L261 192V189H260V192H257L256 194H255V192L253 193L252 192V190L251 189H249ZM7 191V192H6ZM43 191V190H42ZM67 191V192H66ZM113 192V193H111V194H108L109 192ZM258 191V190H257ZM10 192V193H9ZM11 192H12V195H11ZM20 192L21 191H19V193L18 194H20ZM91 192H93V193H91ZM104 192H105V194H104ZM106 192H108V193H106ZM252 192V193H251ZM116 193H117V191H116ZM17 194V195H18ZM62 194H64V195H62ZM97 194H99L100 195V197L97 199L96 197H95V195L98 197V195ZM107 196V198H106V200H105V196ZM109 196H108V195ZM260 194V195H259ZM8 195H10V196H8ZM102 195V196H101ZM250 195V196H251ZM3 196H5L4 198H3ZM15 196V197H14ZM104 196V197H103ZM255 196V197H254ZM257 196H259L258 198H260L261 200H259V202L257 201V200H255V198L257 197ZM261 196V197H260ZM6 197H8V198H12L13 197V199H12V202L11 201H8L9 199H6ZM103 197V198H102ZM109 197V198H108ZM15 198V199H14ZM100 198H102V199H100ZM258 198H256V199H258ZM92 199H94V200H92ZM97 199V200H96ZM114 199H115V197H114ZM121 199V200H120ZM122 199H124V201L122 200ZM218 199V198H217ZM225 199H227V201H228V198H225ZM252 199V200H251ZM11 200V199H10ZM74 200H76V202L74 201ZM112 200V201H111ZM216 200V199H215ZM218 200H220V199H218ZM254 200V201H253ZM38 201V202H37ZM64 201L66 202V203H64ZM95 201V202H94ZM98 201H100V202H98ZM104 201H109L108 202V204H112V205H109V206H106V204H107V202H105V204H104V207H103V210H101L102 209V205L100 204V203H104ZM110 201H111V203H110ZM178 201V200H177ZM6 202H8L7 204H8V206L9 205H12L10 208H8V206H5V205H7L6 204ZM37 202V203H36ZM97 202V203H96ZM112 202H114V205H116L115 207H113V203ZM138 202H139V199H138ZM258 204H257V203ZM261 202H263L262 204H260ZM11 203V204H10ZM68 203V204H67ZM93 205H92V204ZM96 203V204H95ZM100 205H99V204ZM66 204H67V206H66ZM97 204H98V206H97ZM135 204H137V206L138 205H140L141 204V202L140 203H135ZM251 204V205H252ZM101 208H100V207ZM118 206V207H117ZM136 206V205H135ZM261 206V207H260ZM34 207H35V209H34ZM97 207L99 208V210H101V211H103V212H101L100 211V213H99V211H98V209H97ZM112 207V208H111ZM250 207V206H249ZM257 207H259V208H257ZM256 208H257V210H256ZM7 209H8V211H7ZM17 210V211H13V210ZM91 209V210H90ZM94 209V210H93ZM96 209V210H95ZM262 209V210H261ZM28 210V211H27ZM39 212H38V211ZM143 210V209H142ZM150 210V209H149ZM149 210L147 211V213H145V214H147L149 217H148V221H149V224H150V222H151V230H152V236H153V238L154 239H156V241H159L158 243L161 245V246H163L164 248H165V250L166 251H171V248H172V250L174 251H172L171 253H173L174 255H175V257H174V255L172 254V256H173V258L175 259V261L177 262V260L179 259H176L177 257L176 256H178L179 254H181V253H178L179 251H177L176 250V248H178V249H180L179 248V246H181V244L180 243H178V240H176L173 236H172V234L177 230L176 228L178 227L177 225H178V223H176L175 221H173V220H175V218H176V214L175 213H173V212H169V215L168 216H171L170 218H174V219H172L170 222H172V223H170V225L168 226V228L169 229H167L168 231H167V235H165L166 234V231L164 230V228L163 227H161L162 225H163V223H162V221H161V219L159 220V218L162 216H159V214H162V213H160L159 211H158V209H156V208H152L151 209V211L149 212ZM156 210H157V212H156ZM250 210V209H249ZM10 211V212H9ZM20 211V210H19ZM34 211H37L35 214L33 213ZM42 211V212H41ZM98 211V212H97ZM255 211H253L254 213H255ZM21 212H19V213H21ZM106 212V211H105ZM13 213V214H12ZM40 215H39V214ZM42 213V214H41ZM92 215H91V214ZM95 213V214H94ZM102 213V214H101ZM158 213V214H157ZM253 213V214H254ZM263 213V214H262ZM120 214L121 215H123V216H120ZM171 214V215H170ZM24 215H22V216H24ZM95 215H97V216H95ZM174 217H173V216ZM16 216L17 218H16V220H15V218L14 217ZM24 216V218H22V217H20L19 219L20 220H22V219H26V217ZM40 216V217H39ZM41 216H42V218H41ZM83 216H84V218H83ZM93 216V217H92ZM98 216H99V218H98ZM103 216H105V217H103ZM1 217H0V220H1ZM38 217V218H37ZM80 217V218H79ZM82 217V218H81ZM159 217V218H158ZM22 218V219H21ZM28 218V217H27ZM34 218L36 219L37 218V220H34ZM77 218H78V220H77ZM88 218V219H87ZM91 218V219H90ZM95 218V219H94ZM97 218V219H96ZM124 218H127V219H124ZM231 218V217H230ZM261 218L259 219L260 220V222L258 223V225L259 224H261ZM13 219V220H12ZM81 219H82V221H81ZM150 219V220H149ZM4 220H2V222L4 221ZM15 220V221H14ZM92 220H93V222H92ZM98 220V221H97ZM102 222H101V221ZM116 220V223L118 222ZM125 220H127V222L125 221ZM177 220V219H176ZM227 220H231V219H227ZM226 220V221H227ZM12 221H13V223L14 224H12ZM78 223H77V222ZM84 221V222H83ZM85 221H87L86 222V224H85ZM90 221H91V223H90ZM97 221V222H96ZM100 221V222H99ZM124 221V222H123ZM160 221V222H159ZM178 221V220H177ZM39 222V223H38ZM79 222H81V224L79 223ZM99 222V223H98ZM104 222V223H103ZM118 222V225L117 226H120V227H122L123 225H121L120 223ZM130 222V221H129ZM231 222V221H230ZM230 222H227L226 224H224V230H225V232H226V228H227V226H231V227H228L229 228V234L226 232V239L227 240H229V241H227L228 243L230 242V241H232L233 240V238H235L233 235H237L238 234V231H237V228H234L235 227V225L232 223H230ZM233 222H234V220H233ZM38 223V224H37ZM48 223V224H47ZM54 223V224H53ZM93 223V224H92ZM175 223H176V226H175ZM229 223V225H227ZM48 225V227H51V228H48L47 227V225ZM49 224H50V226H49ZM85 225V226H83V225ZM97 224V225H96ZM99 224V225H98ZM120 224V225H119ZM128 224V223H127ZM17 225V224H16ZM45 227H44V226ZM55 225L56 226H58L56 229H55ZM96 225V226H95ZM149 225V226H150ZM174 225V226H173ZM232 225H234V226H232ZM261 225H264V222H262V224ZM260 225V226H261ZM33 226V225H32ZM31 226V227H32ZM43 226V227H42ZM92 228H91V227ZM94 226V227H93ZM105 226V225H104ZM124 226H123V228H124ZM190 226V225H189ZM11 227H13V226H11ZM10 226H9V229H12ZM14 227H17V226H14ZM88 227V229L90 230V232H89V230L88 229H86ZM96 227V228H95ZM174 227V228H173ZM44 228H47V229H44ZM78 228H80V229H78ZM83 228H84V230L86 229L87 231H84L83 230ZM95 228V229H94ZM99 228V229H98ZM163 228V229H162ZM185 228H188V227H185ZM194 228V227H193ZM192 228V229H193ZM8 229V228H7ZM8 229V231H10ZM43 229V230H42ZM52 229V230H51ZM58 232V236H56V232H55V230ZM58 229V230H57ZM92 229H93V231L95 232V230H96V232L97 233H95L94 234V232H92ZM170 229H171V231H170ZM174 229H176V230H174ZM179 229V228H178ZM191 228H188V230H192ZM197 228H194L193 230L195 231ZM37 230H38V232H37ZM42 230V231H41ZM162 230H164V232H162ZM173 230V231H172ZM187 230V229H186ZM188 230L186 231L187 233H189V235L190 236H192L191 234H190V232L191 231H189L188 232ZM8 231H7V233H8ZM234 231H237V232H234ZM88 232V233H87ZM169 232H170V235H169ZM4 233L6 234V237H7V233L5 232V229H4ZM56 233V234H55ZM90 233V234H89ZM55 234V235H54ZM97 234V235H96ZM192 234H193V231H192ZM195 234V235H194ZM194 234H193V237H195V238H200V236L198 235V234H200L199 232H197V230H196V233L194 232ZM197 234V235H196ZM94 236V238L96 239V237H95V235L96 236H98L99 237V239H98V237H97V241L96 240H93L94 238L92 237L91 238V236ZM233 236V238H232V236ZM13 236H14V233H13ZM55 236V238H53ZM88 236H89V238H88ZM121 236V235H120ZM155 236V237H154ZM169 236V237H168ZM170 236H172V237H170ZM198 236V237H197ZM8 237L10 238V240L12 241V242H9V238H8V240H7V242H5V240L3 241V243L5 242V244L6 243H9V245H10V243H12L13 244V246H14V244L16 245V244H18L19 243V241H16V237L14 236L13 238H12V232L10 231V233H8ZM87 238V239H85V238ZM110 237V238H109ZM120 239H119V238ZM122 237V236H121ZM15 238V239H14ZM129 238V239H128ZM166 238H168V239H166ZM202 238V237H201ZM200 238V239H201ZM231 238H232V240H231ZM7 239V238H6ZM13 239V240H12ZM19 239V238H18ZM91 239V240H90ZM109 239V240H108ZM132 239V238H131ZM143 239V240H142ZM175 239V240H174ZM199 239V240H200ZM110 240H112V241H110ZM119 240V241H118ZM141 241H145V239L144 238H141L140 239ZM167 240V241H166ZM197 241V243H199V244H197L196 243V248L195 247H191L190 246V248H189V252L191 253V255H193L194 256V260H197V258L199 259V254H200V252L202 251V249L203 248H201L200 249V247H202V245H203V243H202V241ZM57 241V242H56ZM59 241L61 242V243H59ZM92 241V242H91ZM94 241L95 242H97V243H94ZM99 241V242H98ZM106 241V242H105ZM161 241V242H160ZM226 241V240H225ZM103 242V243H102ZM111 244H110V243ZM174 242V243H173ZM100 243H102V244H100ZM115 243V244H114ZM174 245H173V244ZM227 243V244H228ZM4 244V246L5 247H7V245H5ZM12 244H11V247H12ZM57 244H58V246H57ZM53 245H55V246H53ZM59 245H60V247H59ZM95 245H97V246H95ZM99 245V246H98ZM107 245V246H106ZM167 245V246H166ZM177 245V246H176ZM103 246V247H102ZM105 246V247H104ZM111 247V249H110V247ZM225 246H227V245H225ZM51 247V248H50ZM107 247H108V251L110 252V253H108V251H107ZM248 247V246H247ZM247 247H245V248H247ZM62 248V249H61ZM104 248V249H103ZM126 248H127V250H126ZM169 248V249H168ZM221 248L222 247H220V253H219V255H218V259L220 260V261H222V262H224L223 260H225L224 258L222 259V256H224V251H226V252H228L227 250H230V249H228L229 248V246H227V248L226 247H224V248H226V250L224 249V248H222V249H224V253L223 252H221ZM245 248H243L242 250L244 251L245 250ZM249 248V247H248ZM61 251H60V250ZM99 249V250H98ZM198 251V249H199V254L197 253V252H195L196 250ZM217 249H219V248H217ZM216 249V250H217ZM20 250H22V251H20ZM51 250V251H50ZM64 250V251H63ZM175 250L177 251V252H175ZM194 251V252H191V251ZM24 251V249H19V252H23ZM58 251V252H57ZM66 251V252H65ZM98 251V252H97ZM100 251V252H99ZM103 251V252H102ZM105 251V252H104ZM204 251V250H203ZM254 251H256V250H254ZM57 252V253H56ZM63 252H65V253H67V254H65V253H63ZM107 252V253H106ZM245 252H246V250H245ZM257 252V251H256ZM256 252H254L255 254H257V255H255V254H253L254 255V257H256L257 258V256H258V252L256 253ZM262 252V251H261ZM260 252V253H261ZM52 253V254H51ZM53 253H55V254H53ZM103 253H106V254H108V255H105V254H103ZM193 253V254H192ZM195 253H196V257H195ZM202 253H204V252H202ZM242 253V252H241ZM250 253H253V251L251 252V250H250V252H249V254ZM60 254V255H59ZM62 254V255H61ZM91 254V255H90ZM93 254V255H92ZM96 254V255H95ZM100 256H99V255ZM119 254V255H118ZM177 254V255H176ZM198 254V255H197ZM223 254V255H222ZM244 254V253H243ZM243 254H240V255H243ZM264 254V253H263ZM49 255H51V256H49ZM94 255H95V257H94ZM104 255V256H103ZM222 255V256H221ZM225 255H227L226 253H225ZM252 255V254H251ZM262 254H260V256L259 257H263L264 258V255L263 256H261ZM17 256H22V254H20V255H17ZM29 256V260H27V262H25L24 264H33V262H34V264L35 263H37L36 261V259L33 257V256H31V257H33V259L30 257V255H28ZM27 256V257H28ZM44 256H45V258H44ZM62 256V257H61ZM93 256V257H92ZM106 256V257H105ZM131 256V257H130ZM181 255H179V257H180ZM220 256H221V259H220ZM49 257H51V258H49ZM53 257H54V259H53ZM61 257V258H60ZM90 257H92L93 259H91ZM107 257H109V258H107ZM119 257V258H118ZM120 257H121V259L123 260V262H122V260L120 261ZM227 257V256H226ZM225 257V258H226ZM70 258V259H69ZM101 258V259H100ZM241 258H245L246 259V257H242L241 256ZM257 259V260H260V263L261 262H263V258L262 259ZM50 259H52V261H53V263H51L52 261L50 260ZM65 259H67V260H65ZM74 259V260H73ZM91 259V260H90ZM97 259V261H95ZM98 259H99V261H98ZM103 259H105V260H103ZM110 259V260H109ZM131 259V260H130ZM255 259V258H254ZM253 259V261L254 262H256L255 260ZM34 260V261H33ZM36 260V261H35ZM49 262H48V261ZM56 260V261H57ZM84 260L86 261V263L84 262ZM102 260V261H101ZM106 260H108L107 262H105ZM113 260V262H115ZM133 260V261H132ZM180 260V259H179ZM178 260V261H179ZM262 260V261H261ZM21 261V260H20ZM51 261V262H50ZM56 261H55V263H56ZM250 260H248V261H245L244 260V262L246 263V262H249ZM72 262V263H71ZM100 262V263H99ZM122 262V263H121ZM179 263V262H178ZM259 263V264H260ZM60 264H61V262H60ZM112 264V263H111ZM222 264H225V263H222ZM247 264V263H246ZM249 264H250V262H249ZM256 264H258V262H256Z\"/></svg>",
	"mask_w": 264,
	"mask_h": 264
}]
</instances>
